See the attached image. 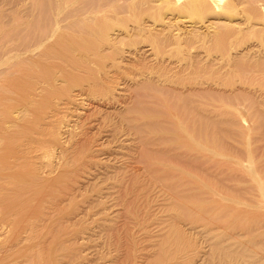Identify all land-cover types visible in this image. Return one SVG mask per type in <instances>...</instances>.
<instances>
[{
	"label": "rangeland",
	"instance_id": "1",
	"mask_svg": "<svg viewBox=\"0 0 264 264\" xmlns=\"http://www.w3.org/2000/svg\"><path fill=\"white\" fill-rule=\"evenodd\" d=\"M130 1H132L130 4H129V1L128 2H126V3H123V2H121V3H119L118 5H116V6H114V7H112L111 9H109V10H107V15L106 16H108L109 17V15L111 16V14H113L112 16V18L110 17V18H107L106 17V19H108V20H110V22H115L116 21V23H110V24H112L111 26H110V28H112L110 31H111V33L113 34V35H116L115 37L111 34V33H109L110 35V37H109V42H107V43H110L111 45H113V46H118V48H109V47H111V45L110 44H108V46L107 47H105V48H103V46H106V43L104 42H102L101 43V41H100V46H102V47H97L96 46V43L94 42L95 40H97V38H98V36H99V40L101 39L100 37H101V34L100 35H98L97 37H96V39H94L93 40V38H95V37H93V36H91V40H93L92 42H91V40H90V37H89V35H85V33L83 34V35H85V39L86 38H88L89 37V39H87V40H89V42L88 41H82V37H83V35H82V33H76L77 35H78V37H77V35H75V33H72V32H70L69 34L70 35H72V36H74V37H72L71 39H73L74 38V40H72V41H70L69 39H70V35H68V39H67V42H65V38H67V36H63V42H65V43H67L66 45H65V47H63V48H65V49H62L61 48V46H62V44H61V46H59L58 47V49H60L59 50V52H58V50L57 51H53L51 54H53V53H55L56 55H58V53L60 54L63 50H64V52H62L61 54H63L64 55V53H66L65 55H64V57H63V60L61 59V61H63V63L62 62H60V63H62L61 65H59V66H61V67H63V69L64 70H62V68L61 67H57L56 69L58 70V71H60V74L58 73V72H56L57 73V78H52L49 82H48V80H45L46 81V83H45V81H43L42 83L43 84H45V87L46 88H50L49 89V92H46V90L44 91V92H42V91H39V95H40V92H42L41 93V95H40V97L39 96H34V98L33 99H36L37 101L36 102H40L39 104H41V102H43V101H45V100H47V101H45V103L43 102L42 104H48V106H49V108H48V106L46 105V106H44L45 108H43V112H40V116L41 117H43V115H45V121H46V119L47 120H49V121H46V123H44V122H41L40 123V121L39 120H44V118H42V119H40L41 117H39V120L37 119L38 117H36V113L37 112H34L33 113V115H31L30 117H32V118H30L29 119V117L28 118H23V119H21L20 121H18V122H20L21 123V127H22V125L24 124V126H25V122H27L26 124L27 125H30V127L28 126H25V127H27V129H28V131L29 130H31L32 129V127H33V130L31 131L32 133H29L28 131H26V130H24L23 131V129H21V127H19L18 126V124L16 125V127H15V125L13 126L14 128H15V130H17V131H15L14 129H13V127H12V130H11V127H10V131H13V132H11V136L13 137L12 139L10 138V139H8V140H6V142H5V147L6 146H8V145H13L11 148L13 149V148H15V149H21V148H23L24 147V145H25V143H26V141L27 142H32V140H34L36 137H38V135H39V137H42V138H44V136H45V134H46V131H48V130H50L51 131V129L53 130V131H51L50 132V134H48L49 133V131H48V133L46 134L47 136L43 139V140H48L49 141V144L50 145H52V143L50 142V141H52L53 139H55V137H54V125L52 126V124H51V122H50V120H51V118H53V117H51L50 118V116L49 115H46V112L48 111L49 112V110H51L50 108H54V109H56L55 107H57V109L58 108H63L62 106H63V101L65 100V99H67L70 95H71V93H75V92H81V88L82 87H86V86H89L88 85V83L87 82H84V81H86V79L87 78H90V79H87V81L89 82V83H91V85H93V84H96L97 85V82H99V85L102 87H104V85L105 84H107V83H105L104 84V77L106 76V75H111V73L113 72V74L114 73H116V72H118L117 73V75L119 74V72H120V70L122 69V68H124V69H122V71L120 72V74H122L121 76H123V77H128L129 79H132V78H140L138 75H140L141 73H140V70L142 71L143 69H145V68H154L156 71H157V74H159V75H162V72H163V74H164V76H165V78L166 77H168L169 75H168V72H167V70H169V68L171 67V65L173 66V65H176V63H177V65H179L178 67H177V65H176V67L174 66V68L176 69L177 68V70L179 69L180 70V68L181 69H183V71H185V72H183L182 70H180V72L182 73L181 75H178L177 74V77H179V79L180 78H185L186 79V82H185V80L184 81H182V79H181V82H185V84L183 85V83H181L182 84V86H184V87H186L188 84H190L191 86H189V87H186V89H194V84H195V86H199V84H200V89L203 87V89H201L202 91H204L203 92V94H206L207 95V93L206 92H208L209 93V96H211V98L210 97H206V95H205V99H206V101H205V103H207V107H208V109H204V112L203 111H201V116H203V120H202V122H203V126L205 125V124H207V122L211 125V126H209V128H207L206 130H204V136H203V139L204 140H202L203 142L205 141V143L203 144L202 143V145H203V150L200 148V156L198 157V158H196V156H194V157H192L193 155H197V154H193L195 151H192V154H191V152L189 151L190 149L192 150V148H190L189 150H185V151H187L186 152V155L187 156H189V158L188 159H186L187 158V156H185L184 158H183V154L185 155V152H183V151H181V153L182 154H180V152L178 153V154H180L179 156L181 157H179V158H176L177 157V154H176V157L174 158H172V155L170 154L171 153V151H169V149H167V150H165L166 148H164V147H162V146H160L161 147V149H164V152L165 153H163V151L162 150H160L159 148H157V150H159L158 152H157V150H156V148L154 147L156 144H157V142L159 141V139L158 138H156V139H154L153 138V140H154V142L153 143H155V141H156V143L154 144V150H156V152L158 153V155L160 154V156H158V158H160V157H162L161 155H166V156H168L170 159H172V160H174V161H176L177 162V165L179 166V169L177 170L178 172H179V175L177 176V178H174V180L172 181V183H170L171 185H181L182 187H184V191L182 192L183 194H185V185H187L188 184V186H187V194H188V196L190 197V196H195V197H197V192H199L200 190V192H201V195L203 196V198L204 199H206V202H209L210 203V201L212 200V197L214 198V197H216V200H218L219 198H221V200L222 199H224L226 202H227V206L228 205H231L232 204V206H228L229 208H236L237 209V207H244L243 209H241V210H243L244 211V213L245 214H247V216L246 217H248V218H250L251 220L250 221H255L254 223H256V222H258L257 220H259V218L261 219V220H263L261 217H263L264 215H261L262 213H261V211L260 210H264V207H262V206H264V188H262V186H260V187H257V185L260 183V185H261V182L263 181L264 182V122H261L260 120H258L257 119V117L256 116H254L253 114H254V112L255 113H257V114H259L261 111H263L264 110V94H263V92H264V86L263 87H261V88H259L260 87V84L258 85V83H260L259 81H257V80H259V78H257V77H255V79H254V76H248V77H246V80L248 81V82H243L244 80H245V77L244 76H242V75H240V74H238L237 72H236V70L234 69L233 70V68H234V66H233V64H232V62H230V64L232 65H228V67H232V68H228L227 67V64L225 63V61L226 62H228V64H229V59H231L233 56H234V54H235V52H236V50H240V49H245V47L246 46H249V45H253V44H256V45H259L260 43H262V44H264V20H262V22H261V18H262V16L260 15L259 16V14H257V13H262V11L261 12H257L256 14H255V12L251 15V13L253 12L251 9H247V7L249 6V5H246V7H245V9H244V5L245 4H247L246 2H244V0L243 1H241V0H236L235 2H236V4H240V5H238V7H240V9L238 8V10H236L237 12H235L234 13V15H232V17H234L236 14H238V12H239V15L238 16H236V17H234V20L235 21H237V23H238V25L240 24V22L242 23V22H246V23H248V22H254V23H249V24H252V25H254L255 24V26H257V28L255 29V31H254V29H248V30H244V29H241V30H239V32L240 31H242V32H237V33H239V34H234V38H233V36H232V34L226 39L227 41L225 42V43H223V44H219V42H217L219 45L217 46L218 48H220L221 46V48H223L224 46H226V47H224L225 49L227 48V47H229V48H227L226 49V51H221V48H220V51L219 50H216L217 49V47H215V46H212V45H215L216 43H213L215 40H213V38H212V36H211V34L212 33H208L207 31H204V32H202V34H203V36L205 37L206 36V34L208 35V36H206L204 39V41L203 42H201V44H200V47L202 46L203 48H199V50H202V53H201V51H200V53H201V58H202V56H204V55H202L203 54V50H204V54L206 53V55L208 56H210L211 58H213L212 56L214 55V57H217L218 56V58L220 57V56H222V53H224L223 54V56L221 57L222 59H223V61H224V63L226 64L225 65V67L222 65L221 67H220V69H222V67H224L223 69H226V70H223V72L224 71H226V72H228V74L229 73H232V74H230L229 76H227L226 78H224L223 79V77H225V75H222L223 77H221V75H219V76H217L216 75V69L214 68V69H212L211 70V72L212 71H214L215 73L213 74V76L212 75H210L212 78H208V76H209V74H212V73H209V72H204L205 74H203L201 71H200V73H199V71H196V69H194V68H191V69H194L195 70V72H194V74H191L190 72H191V69L189 68V70H190V72L187 70V67L186 66H184L185 64L186 65H191L192 64V62L191 63H188L187 64V62H189L190 60L188 59V57L189 56H191L192 57V59H191V61L193 60V58H194V60L196 59V57L197 56H195V55H197V52H196V50H195V48H192V49H190V44H191V37H192V35H190V34H193V32L194 31H189V30H186V29H182V31H184V32H182L181 34H182V36L183 35H185V36H187L188 37V35H190L189 36V38H185L184 36V38L182 39V41H180L181 40V38H178V37H181L180 35L177 37V36H175L176 35V28L174 29V28H172L171 27V25L169 24V26H167L166 24H168V22L166 23V21L168 20V16L170 17V14H168V13H166L165 11H167V7H165V6H162L160 3L158 4H156V6H158V8H154L155 7V5L154 6H151V5H149V4H147L146 3V6H147V8H145V6H143V5H145V4H143V1L142 2H140L139 3V6L142 8H140L139 6L137 7L136 5V3H138L139 1L138 0H135V1H133V0H130ZM230 2V0H224L223 2ZM238 1V2H237ZM133 2H134V4H133ZM144 2H145V0H144ZM226 2H225V4H226ZM243 2V3H242ZM242 3V4H241ZM245 3V4H244ZM136 4V5H135ZM122 5H123V11H122V14L120 13V10L118 11L117 9L120 7V8H122ZM135 5V7L133 8V6ZM151 7L152 8H154V9H152L151 10ZM243 7V8H242ZM126 8H128V10L129 11H127L126 12ZM131 8H133V10H131ZM140 8V9H139ZM163 8H165L164 9V11H163ZM137 9V10H136ZM246 9H247V11H246ZM122 10V9H121ZM154 10V12H152ZM169 10V9H168ZM130 11H133V12H130ZM217 11H218V9H217ZM241 11V12H240ZM245 11V12H244ZM156 12V13H155ZM211 12H214V11H211ZM210 12V13H211ZM221 12V10L220 11H218V14ZM146 13V14H145ZM151 13V14H150ZM187 13H190V14H188L187 15ZM186 14H182L180 17H178L179 19H178V22H180L181 23V20L182 19H180V18H183V17H185L184 15H186L187 17H186V19H185V21L187 20V21H190V20H197V19H199V15H202V14H200V13H198V12H194V11H192V12H187ZM247 13V16L245 15V14ZM116 14H118L117 16H118V18H117V16H116ZM121 16H120V15ZM156 14V15H155ZM263 14V13H262ZM123 15H126L127 16V18H126V16H123ZM142 15V16H141ZM165 16L164 18H162L163 16ZM250 15L252 16V17H250ZM150 16V17H149ZM256 16V17H255ZM258 16H259V18H258ZM116 17V18H115ZM120 17V18H119ZM240 17V18H239ZM113 18H115V20L113 19ZM250 18V19H249ZM253 20H252V19ZM257 18V19H256ZM113 19V21H111ZM121 19H122V21H121ZM125 19H127V20H125ZM167 19V20H166ZM190 19V20H189ZM256 19V20H255ZM130 20H133V21H130ZM163 20V21H162ZM165 20V21H164ZM241 20V21H240ZM117 21H119V23H117ZM127 21V22H126ZM184 21V20H183ZM258 21V22H257ZM108 21H106L105 22V24L107 23ZM120 22H121V24H120ZM136 22H138L137 24H135ZM155 22V23H154ZM163 22H165V24L163 23ZM133 23V24H132ZM146 23L148 24V25H146ZM150 23V24H149ZM154 23V24H153ZM132 24V25H131ZM135 24V25H134ZM153 24V25H152ZM164 24V25H163ZM258 24V25H257ZM262 24V25H261ZM139 25H140V27L141 28H138L139 29V32L136 30L135 31V29H137V27H139ZM144 25H146V26H144ZM150 25V26H149ZM163 25V26H162ZM129 26V27H128ZM132 26H134V27H132ZM143 26V27H142ZM149 26V27H148ZM123 27L124 28H126V27H128V30L130 29V28H132V29H130V31H128L127 29H123ZM145 27L146 28H148L149 29V32L147 33V31H148V29H145ZM152 27V28H151ZM144 28V29H143ZM164 28V29H163ZM124 30V31H122V30ZM153 29V30H152ZM109 29H107L106 31H108ZM131 30H133V32L131 31ZM140 30H141V32H140ZM144 30V31H143ZM163 30H164V32H163ZM168 30H170V31H168ZM173 30V31H172ZM109 31V32H110ZM152 31V32H151ZM166 31V32H165ZM236 31V30H235ZM246 31H248V33L246 32ZM252 32V34H249V32ZM121 32V33H120ZM138 32V33H137ZM158 32V33H157ZM164 35L165 33V37H163V35L162 36H160L161 35V33ZM175 32V33H174ZM234 32V31H233ZM232 32V33H233ZM250 32V33H251ZM254 32V33H253ZM142 33H144V34H142ZM156 33H157V35H156ZM172 33H173V35H174V37L172 36ZM236 33V32H235ZM262 35H261V34ZM120 34H122V35H120ZM124 34V35H123ZM127 34V35H126ZM128 34H129V36H128ZM147 34V35H146ZM149 34V35H148ZM169 36H168V35ZM210 34V35H209ZM82 35V36H81ZM90 35H92V34H90ZM93 35H95V33H93ZM131 35V36H130ZM156 35V36H155ZM160 37H159V36ZM171 35V36H170ZM178 35V34H177ZM260 35V36H259ZM125 36V37H124ZM144 36V37H143ZM167 36H168V38H169V40L168 39H166L167 38ZM232 36V37H231ZM147 39H146V38ZM155 37V38H154ZM160 39H159V38ZM161 37H162V40H161ZM170 37H172V38H170ZM238 37V38H237ZM244 37L247 39H244ZM77 38H79V40L77 39ZM103 38V37H102ZM106 38H108V37H106ZM112 38V39H111ZM114 38L115 39H117V40H114ZM153 38V40L154 41H151V39ZM176 38H178V40H175ZM208 38H211L212 40H213V42H211L210 40H208V42H207V39ZM103 39H105V38H103ZM161 40V41H159V40ZM170 39H172V41L170 42ZM228 39H229V42H228ZM231 39V40H230ZM250 39V40H249ZM252 39V40H251ZM258 39H259V42H258ZM262 39V40H261ZM59 40H61L60 38H59ZM77 40V42H79V44H78V46L76 45L77 43L76 42H74V41H76ZM112 40H114V41H112ZM119 40V42H117ZM176 42H175V41ZM98 41V40H97ZM105 41H108L107 39L105 40ZM162 41H163V43H162ZM237 41V42H236ZM62 42V41H61ZM85 42V44H87L86 46H83V43ZM114 42V43H113ZM154 42V43H153ZM182 42V43H181ZM184 42H186V43H184ZM236 42V43H235ZM254 42H256V43H254ZM258 42V43H257ZM64 43V44H65ZM88 43H89V45H88ZM94 43V44H93ZM97 43V44H98ZM113 43V44H112ZM117 45H116V44ZM118 43H120V44H118ZM144 43V44H143ZM151 43V44H150ZM177 45L176 47H175V49H176V52L174 51V49H172V48H174V47H172V46H175V44ZM210 43H213V44H211L210 45ZM235 43V44H234ZM242 45H241V44ZM249 43V44H248ZM57 44H59V43H57ZM57 44H56V46H57ZM63 44V45H64ZM104 44V45H103ZM122 44V45H121ZM154 44H155V47L157 48H155L154 47ZM165 44V45H164ZM186 44V46L188 47V49H190V51H191V53H188V52H190V51H188V49H186V48H184L185 45ZM227 44V45H226ZM235 45L236 46V44H238L237 45V47H235V50H232L233 49V45ZM244 44V45H243ZM95 45V46H94ZM119 45H121V47H119ZM153 45V46H152ZM189 45V46H188ZM77 46V47H76ZM81 48H80V47ZM93 46V47H92ZM166 46V47H165ZM182 46H183V48H182ZM232 46V47H231ZM239 46H241V48H239ZM143 47V48H142ZM162 47L164 48V50L162 49ZM170 47H172V48H170ZM80 48V49H79ZM92 48H94V49H92ZM96 48H97V52L99 51V52H101L102 50H101V48L102 49H106V52L104 53V54H106V55H103V56H105V57H103L104 59H99L100 58V55L103 53V51H102V53L100 54H98L97 52H95L96 51ZM109 50H108V49ZM140 48H142V49H144V50H142V49H140ZM146 48H150V54H149V52H146L145 50H146ZM153 48V49H152ZM207 48H209V49H207ZM215 48V49H214ZM237 48V49H236ZM139 49H140V51L142 50L143 51V53H142V51L139 53ZM152 49V50H151ZM171 49L173 50V51H171ZM183 49H185V50H183ZM213 49H214V54H213ZM229 49V50H228ZM62 50V51H61ZM87 50V51H86ZM91 50H93L92 51V53L94 52V53H97L98 55H99V58L97 57L96 58V56H98L97 54H94L93 53V55H92V53H91ZM217 52H216V51ZM108 51H110V52H108ZM137 51V53L139 54V56H138V54L137 53H135L134 54V52H136ZM163 51V52H162ZM188 51V52H187ZM212 53L211 55L208 53ZM229 52V54L227 53L226 54V52ZM50 52V51H49ZM58 52V53H57ZM145 52L147 53L146 55H145ZM161 53V55H160V53ZM187 52V53H186ZM220 53L221 55H219V54H216V53ZM230 52H232L231 54H230ZM44 53V52H43ZM71 53H73V54H71ZM83 53V54H82ZM109 53V54H108ZM165 53V54H164ZM175 53V54H174ZM53 55V57L54 56H56V55ZM78 55V54H80V55H78L77 57L78 58H81V57H83L84 59L82 60V58L81 59H78L77 58V60H74V59H76V56H73V55ZM116 54V55H115ZM122 54V55H121ZM123 54L125 55V56H123ZM132 54V55H131ZM156 54V55H155ZM62 55V56H63ZM127 55V56H126ZM148 55V56H147ZM159 55L160 56H162V57H160V58H158L159 57ZM172 55V56H171ZM187 55H189V56H187ZM224 55H231V58H230V56H227V58L224 56ZM46 56L47 55H45L44 57L46 58ZM59 56V55H58ZM79 56H81V57H79ZM94 56H95V58H94ZM144 56H146L145 57V59L143 60V58H144ZM152 56V57H151ZM157 56V57H156ZM178 56V57H177ZM185 56H187V57H185ZM51 57H52V55H51ZM52 57V58H53ZM57 57V56H56ZM55 57V58H56ZM115 57V58H114ZM123 57H124V59H126L125 61L123 60ZM126 57V58H125ZM132 57V58H131ZM44 58V59H45ZM48 58V57H47ZM46 58V59H47ZM54 58V59H55ZM59 58V57H58ZM57 58V59H58ZM62 58V57H61ZM85 58H86V61H88V62H90V63H88V62H86L85 61ZM117 58V59H116ZM128 58V59H127ZM190 58V57H189ZM228 59V60H226V59ZM116 61H115V60ZM147 59V60H146ZM152 59V60H151ZM160 59V60H159ZM183 59H184V61H183ZM189 61H188V60ZM49 60H51L52 62H53V65L56 63V62H54V60L53 59H50V56H49V59H47V61H45L46 63H48L47 65H46V63L44 64V62H42V65H41V67L40 68H42V69H44V65H45V71H48V73L51 75V74H53L54 72H51V70H52V62L51 61H49ZM130 60V61H129ZM147 61V62H144V61ZM156 60V61H155ZM161 60H163V61H161ZM80 61V62H79ZM107 61V62H106ZM143 63H142V62ZM151 61V62H150ZM175 61V62H174ZM203 61H204V59H203ZM51 62V66H48L49 65V63ZM67 62H68V64H67ZM75 62V64H73ZM82 62H83V64L84 65H88V67L87 68H89V69H85L86 67L84 66V65H81V67H83V69L80 71H78V68L80 67V64H82ZM84 62H86V63H88V64H85ZM168 62H171L172 64H170L169 66L170 67H168V65L167 64H169ZM174 62V63H173ZM221 62H222V60H221ZM97 63V64H96ZM99 63L101 64V65H99ZM105 63H106V65H105ZM112 63V64H111ZM125 63V64H124ZM131 63H133L132 65H131ZM135 63V64H134ZM163 63V64H162ZM183 64V65H180V64ZM205 64H208L207 62H204ZM44 64V65H43ZM69 65V66H67V65ZM90 64V65H89ZM104 64V65H103ZM120 64V65H119ZM139 64H141V65H139ZM149 64H151V65H149ZM162 64V65H161ZM68 67L67 69H66V66ZM77 67H76V66ZM109 67H108V66ZM118 65L120 66V68L118 67ZM122 65H123V67H122ZM128 65V66H127ZM136 67H135V66ZM147 65V66H146ZM165 65H167V67L165 66ZM43 66V67H42ZM49 67V70L47 69L48 67ZM56 66V65H55ZM74 66V67H73ZM105 67L106 68V71L107 70H113V71H109L108 73L109 74H107L106 73V75L103 77V73L102 72H104L105 71V68L103 69L102 67ZM113 66V67H112ZM126 66V67H125ZM141 66H143V67H141ZM163 66H165V67H163V71L162 70H160L161 68ZM50 67H51V69H50ZM138 67H140L139 69H138ZM161 67V68H160ZM186 67V68H185ZM95 68V69H94ZM103 70H102V69ZM112 68V69H111ZM117 68H118V70H117ZM164 68H166L167 70H165L167 73H164ZM55 69V70H56ZM76 69V70H75ZM81 69V68H80ZM85 69V70H84ZM91 69H93V70H91ZM101 70V71H99L98 72V70ZM220 69H219V71H220ZM135 70H136V72H135ZM138 70V71H137ZM204 70H206V69H204ZM218 70V69H217ZM12 73L11 74H13V75H15V74H17V71L16 70H13L12 69ZM16 71V72H15ZM67 71V73H68V77L65 75V72ZM72 71V72H71ZM74 71V72H73ZM95 71V72H94ZM105 71V72H106ZM116 71V72H115ZM170 71V70H169ZM171 71H174V69H172ZM170 71V72H171ZM210 71V70H209ZM219 71H217V73L219 72ZM229 71H231V72H229ZM38 70H36V72H31V76H26V78L28 79H26L27 81H24V82H22L21 80H18V81H21L20 83H21V86H22V84H27L28 82H31V81H29L30 79L31 80H34V82L33 83H37L36 84V88L38 87V89H41V87L43 86L44 87V85L43 84H41L40 82H41V80H43V79H41V80H39L40 78H38L37 76H36V74H38ZM64 72V73H63ZM124 72H126L124 75H123V73ZM140 73V74H138V73ZM159 72V73H158ZM179 73L180 74V72L178 71H174V72H172L173 73V75L171 76H169V77H172V78H175L176 77V75H174V73ZM189 73V74H191V77H192V75H193V77H194V75H197L196 74V72H198V74H200L201 76H200V80H202V82H200L199 84H196L197 82H199V80L197 79L195 82H193L192 81V79H191V77L189 76V74H187V73ZM15 73V74H14ZM71 73H72V75H71ZM132 73V74H131ZM137 73V74H136ZM192 73H193V70H192ZM209 73V74H208ZM222 72H219L218 74H221ZM234 73V74H233ZM59 74V75H58ZM62 74H64V76H62ZM94 75V76H92V75ZM105 74V73H104ZM112 74V75H113ZM120 74H119V76H120ZM129 74V75H128ZM166 74V75H165ZM170 74V73H169ZM184 74V76L183 77H180V76H182ZM185 74H187L186 76H189L190 78L188 79V77H186L185 76ZM208 74V75H207ZM226 75H228L227 73H225ZM114 75H116V74H114ZM113 75V76H114ZM135 75H137V77H134ZM168 75V76H167ZM216 75V76H215ZM231 75H234V76H236L238 79H235L236 77H234V76H231ZM53 76V75H52ZM75 76H77V78H78V82H77V79H75L76 77ZM81 76H83V77H85V78H83V81L82 80H80L79 78L81 77ZM98 76V78H96ZM120 76V77H121ZM133 76V77H132ZM198 76V75H197ZM196 76V77H197ZM204 76H206V78L204 77ZM215 76V77H214ZM19 77V75H15L14 76V78H18ZM32 77V78H31ZM54 77V76H53ZM66 77V78H65ZM110 76H108V77H106L107 79L109 78ZM132 77V78H131ZM176 77V78H177ZM196 77H194V78H196ZM59 78H61V79H59ZM63 78V79H62ZM75 81V82H77V84H79V85H73V84H71V82H73L72 81V79ZM82 78V77H81ZM94 78H96L95 80H94ZM101 78V79H100ZM111 78V77H110ZM162 78H163V75H162ZM176 78L175 79H173L172 81L173 82H176V83H170L169 81H168V84H169V86H168V84L166 85L167 87H169L170 89L169 90H171L172 92H174L175 90H176V88H174V87H176L177 86V89H179V90H181V91H186L185 89L184 90H182L184 87H182V89H180L181 87H179V85H177V82L178 83H180L178 80L177 81H175L176 80ZM205 78V79H204ZM228 78V79H227ZM232 78H234V80H231ZM241 78H243L242 80H241ZM249 80H248V79ZM55 79H57L56 80V82H55ZM101 81L102 79H103V81H99V80ZM107 79H105V82H107L106 80ZM164 79V78H163ZM203 79H204V81H203ZM206 79H209L208 81H206ZM214 79V80H213ZM257 79V80H256ZM25 80V79H24ZM38 80V81H37ZM98 80V81H97ZM128 80V79H127ZM241 81V83H240V81ZM245 80V81H246ZM40 81V82H39ZM54 81V82H53ZM59 81L61 82L60 84H59ZM97 81V82H96ZM116 81V87H115V85H113L114 87H111L112 86V84L109 86V84H107L106 86H105V88H99L98 89V91L95 93V95H96V99L95 98H93L92 99V95H91V92L90 91H84L83 92V94L82 95H84V97H83V99H81V98H79V99H77L78 101H76V103L77 104H81L79 107L81 108H79V109H77L76 111L77 112H74L73 113V117L70 115V113L65 109V108H63V109H60V111L62 110H64V112H62L63 114H62V117L63 118H65V119H67L68 117L69 118H75V120H72V125H71V128L69 129V131H68V134L70 133V143L68 144V145H70L69 147H70V149L71 148H73V149H67V151H66V153L67 152H72V153H69L70 154V157H68L67 158V155H63V153H62V155H61V160H60V162L59 163H57V161L55 162V160L52 162L51 160H49L48 159V162L47 161H45L44 159H42V160H40V157H37V159H35V162L36 163H34L33 161H31V160H29L28 162H27V164H28V166H23V167H25L26 169H28V171L29 172H31V170H32V172L31 173H29L28 171V173H29V175H27V177L26 178H28V179H26V181L28 182V184H27V186H29V189H28V191H30L29 193H31V191H32V193H33V191L35 192V191H37V192H35V194H37V196L36 195H34V194H32V195H30V196H33L34 197V201L33 200H31V201H29V203H30V205L29 204H27L28 203V200H26V199H24V198H22L23 200H24V202L28 205H25L24 207H22V209L24 210L25 208V210L23 211L22 209L20 210V208L21 207H19L18 205H19V202H20V200H18L17 198H20V197H22V195H28V193H26L25 194V192H22V193H20L19 195H16V193H15V184H14V178H13V181L11 180L10 181V183H8V181L6 180V179H10L9 178V176H10V174H11V172L12 171H10V169L11 170H18V167L17 166H20V164H22V162H20L19 163V161L17 162V160H13V159H11V158H9V159H4V160H0V174L1 175H4V174H6L7 175V177L4 175V177L6 178V179H3V176H1L0 175V181H2V183H0V185H2L3 183H4V185H7V186H9L10 184H12V185H10L9 186V188L8 187H4L3 185L2 186H0V205H2L1 207H0V209L2 210L1 212H3L4 211V213H5V215H3V213L1 214V212H0V221H2V222H0V225H2V224H5L7 227H8V229L7 228H5V226H4V230L3 231H5L6 229L9 231L8 233H7V230H6V233L7 234H5V236L3 235L4 233H2L0 236H2V237H0V246H4L5 248L7 247V248H9L8 249V254H9V256H5L7 259H9L6 263L7 264H11V262L13 261V263L12 264H24L25 263V257H24V255L26 254V253H28V251H30L31 250V248L33 249V251L34 252H38V250H40L41 252H42V250H43V254H42V256L43 257H45V258H43L42 256H40L39 258H37V261H39V264H146V263H148V261H149V259L151 258V256H153L154 255V253L156 252V250H155V248L153 247V245H154V243H153V241L152 240H150V238H149V241H148V238L146 237L147 236V234L146 233H152V231L154 230H156L155 232H157L158 231V229H162L161 227L164 225V223L162 222V220H166L167 219V217L169 216L170 217V215L171 214H176L177 215V210L175 209V210H173V208H172V210L173 211H167V209L165 208V203L166 202H168L169 203V201H167L166 199H167V196L165 197V187L163 188V186H165V185H167V183H164L163 181L161 182V178H158V180L160 181V183L158 184V183H156V181L157 180H155L154 178H152V176L148 173V170H147V166L144 164V163H142L143 162V159L145 158V157H143L144 156V151H145V146L143 145V143L142 142H140L141 140L139 139V136L138 135H136L134 132V130H133V128H131V126L130 125H128L127 124V121L125 122L124 121V118L125 119H127V118H129V120H130V118H133L132 116H131V114L130 113H133V111H132V108H129V109H127L130 105H132V104H130L131 102V100H136V99H139L141 96H139L138 95V93H136L135 91V89L136 88H133L132 86H130V87H127V85L126 86H124L123 85V79L121 78L120 80H115ZM120 81V82H119ZM121 81L123 82V83H121ZM131 81V80H130ZM129 81V82H130ZM187 81H192V84L191 83H188ZM218 81V82H217ZM229 83H228V82ZM233 81V82H232ZM257 81V82H256ZM2 82V81H1ZM1 82H0V85H1ZM25 82H27V83H25ZM51 83V82H53V84L55 85H51V84H49L48 85V83ZM58 82V83H57ZM102 82H103V84H102ZM117 82H119V84L117 83ZM208 82V83H207ZM232 82V83H231ZM235 82V83H234ZM253 82H254V85H253ZM261 82H264V80H262L261 79ZM3 83H6V82H2V85H4ZM56 83V84H55ZM188 83V84H187ZM201 83H203L202 85H201ZM207 83V84H206ZM247 83H248V85H247ZM255 83L257 84V86H255ZM15 84V83H14ZM29 84V83H28ZM31 84V83H30ZM40 84H41V86H40ZM114 84V83H113ZM173 84H176V85H174V87H173ZM1 85V86H2ZM35 84H33V86H34ZM48 85V86H47ZM58 85V86H57ZM69 85V86H68ZM70 85H72V86H70ZM99 85H97V86H99ZM119 85V86H118ZM244 86V88H243V86ZM263 85H264V83H263ZM32 85H31V87H33ZM40 86V87H39ZM63 86V88H61ZM107 86H109V87H107ZM202 86V87H201ZM241 86V87H240ZM256 87L257 88V92H256V89L255 90H253V87ZM261 86H262V84H261ZM26 87H27V85H26ZM35 87V86H34ZM33 87V88H34ZM58 87V88H57ZM111 87V88H110ZM175 89L174 91H173V88ZM252 87V88H251ZM25 87H22V88H19L18 90H21V91H23V90H26V92L25 91H23V93L24 94H27V96H29V91H28V89H24ZM27 88H29V87H27ZM51 88L52 89H55V88H57V89H55V90H51ZM70 88V89H69ZM110 88V89H109ZM119 88V89H118ZM122 88V89H121ZM133 88V89H132ZM213 88V89H212ZM231 88V89H230ZM241 88H243V89H241ZM246 88V89H245ZM23 89V90H22ZM30 89V88H29ZM42 89H44V88H42ZM64 89V90H63ZM67 89V90H66ZM74 89V90H73ZM76 89V90H75ZM106 89H108V91L106 90ZM114 89V90H113ZM126 89H128V91H131L130 92V94L131 95H128V93L126 92ZM188 89V90H189ZM195 89H199V87H196ZM205 89V90H204ZM207 89H210L211 91H215L214 92V94L212 95L211 93V91L209 90H207ZM245 89V90H244ZM251 89H252V91H254V92H252L251 91ZM52 91V93H51V91ZM71 90V91H70ZM133 90H135V91H133ZM207 90V91H206ZM263 90V91H262ZM38 91V90H37ZM112 91H115V92H112ZM119 91V92H118ZM123 91V92H122ZM200 91V90H199ZM18 92V95H24L23 93H21V92H19V91H17ZM31 92V91H30ZM86 92H87V94H86ZM88 92H90V93H88ZM176 92V91H175ZM217 92V93H216ZM222 92H224V94L222 95L221 93ZM233 92V93H232ZM237 92V93H236ZM241 92V93H240ZM251 92H252V94H251ZM20 93V94H19ZM82 93V92H81ZM101 93V94H100ZM123 93V94H122ZM128 95L127 97H125V95L126 94ZM202 93V92H201ZM220 93V94H219ZM248 93H250L249 94V96L247 95ZM43 94V95H42ZM99 94V95H98ZM106 94V96H104ZM108 94H110V95H108ZM134 94V95H133ZM217 94H219V95H217ZM240 94V95H239ZM257 94H261V95H257ZM20 95V96H21ZM44 95H46L44 98L42 97V96H44ZM54 95H56L55 97H54ZM88 97H87V96ZM116 95H117V97H116ZM122 95V96H121ZM215 95H217V97L219 98V100L217 99V98H215V100H213V103L212 102H209V99L211 100V99H214L213 97H215ZM244 95H245V97H244ZM257 95V96H259V97H255V96ZM11 96V95H10ZM10 96L8 97V100H10L11 98H10ZM26 95H24V97H27ZM67 96V97H66ZM98 96V97H97ZM111 96H112V99H111ZM123 96H124V98H126L127 99V103H129V104H127L126 102L124 103V101L126 100V99H124L123 98ZM229 96V97H228ZM235 98H234V97ZM238 96V97H237ZM247 96V97H246ZM6 97V96H5ZM5 97H4V99H5ZM12 98L14 97L13 95L11 96ZM35 97H37V98H35ZM46 97H47V99H46ZM107 97L109 98L108 100H107ZM114 97V98H113ZM120 99H119V98ZM145 97H146V95H145ZM237 97V98H236ZM254 97H255V99H254ZM262 97V98H261ZM0 98H1V96H0ZM3 98V97H2ZM7 98V97H6ZM10 98V99H9ZM65 98V99H64ZM98 98H104V100H98ZM131 98H133V99H131ZM149 97H146L145 99L148 101L149 99V101H151L153 98H149ZM226 98V99H225ZM14 99V98H13ZM12 99V100H13ZM20 99H21V97H20ZM41 100V99H43L42 101H39V100ZM59 99H61L60 101H59ZM82 101H81V100ZM90 99V100H89ZM113 99H116L115 101L117 102H114L113 101ZM123 99V100H122ZM203 99H204V96H203ZM202 99V100H203ZM236 100V99H238V100H236V102L234 101L233 103H237V106H235V105H233V106H231L233 103H232V101L233 100ZM251 99V102L253 101V102H255V100H256V103H254V105H253V103H251L252 104V106H255V105H257L256 107H255V109L254 110H250V105L248 104V103H250L249 102V100ZM0 100H2V101H0L1 103H0V105H1V111H0V115H1V117L3 118L4 116H3V114H6L7 116H8V114H7V109L6 110H4L5 109V107L7 108V105L6 104H8L9 102L5 99V100H3V99H0ZM56 102H55V101ZM80 100V101H79ZM122 100V101H121ZM130 100V101H129ZM161 99H159V102H161L160 101ZM201 100V104H202V102L204 103V101H202ZM230 100H232V101H230ZM257 100H259L258 102L259 103H257ZM262 100V101H261ZM4 101L6 102H8V103H4ZM18 101V100H17ZM105 101H107L108 103H106L105 104ZM137 101V100H136ZM136 101H132L133 103L134 102H136ZM154 101H157V99H155L154 98V100L153 101H151V102H154ZM212 101V100H211ZM217 101V102H216ZM221 101H223L224 102V104H222L221 103ZM242 101H244L243 103H244V105L242 104ZM246 101H248V102H246ZM11 102V101H10ZM74 103H75V101H73ZM80 102V103H79ZM101 104H100V103ZM227 102V103H226ZM4 103V104H3ZM73 103V104H74ZM103 103V104H102ZM109 103H111V104H109ZM204 103V104H205ZM209 103V104H208ZM221 103V104H220ZM229 103H231V105L229 104ZM248 105H247V104ZM99 104V105H98ZM123 104H125V105H123ZM210 104H212V105H210ZM219 105L220 107H218L217 105ZM227 104H228V106H227ZM260 104H263V105H261V107L260 108H262V109H258V107L260 106ZM83 105H84V108H83ZM106 105V106H105ZM111 105V106H110ZM206 105V104H205ZM204 105V106H205ZM222 105H224V107H222V109L223 110H225V113L224 114H227L226 112H229L227 115H225L224 116V114H222L221 112H223L222 110H221V106ZM226 105V106H225ZM54 106V107H53ZM75 106V105H74ZM113 106V107H112ZM229 106H231V107H229ZM247 106V107H246ZM263 106V107H262ZM97 107V108H96ZM121 108V109H118V108ZM207 107H204V108H207ZM210 107V108H209ZM217 107V108H216ZM227 107V108H226ZM229 107V108H228ZM235 107H237V109L235 108ZM246 107V108H245ZM4 108V109H3ZM22 109L23 107H19V108H17V109ZM96 108V109H95ZM115 108V109H114ZM124 108V109H123ZM203 108V107H202ZM231 108H233V110H235V112L237 111V115H236V113H233L232 111V109ZM247 108L249 109V110H247ZM253 108V107H252ZM24 109V108H23ZM120 110V112L122 111V113H123V119H120L121 118V116L118 114V112H117V110ZM210 109V110H209ZM228 109H230V110H228ZM97 111V112H95V111ZM100 110H101V112H100ZM218 110V111H217ZM242 110V111H241ZM259 110V111H258ZM6 111V112H5ZM45 111V112H44ZM125 111V112H124ZM126 111H128V112H126ZM206 111V112H205ZM207 111H209V112H207ZM215 111H217L216 113H215ZM3 112V114H1ZM12 114L14 113V114H17V112H16V110L15 109H13L12 111ZM248 112H252V115L251 114H249V115H251L250 117H249V115H248ZM93 113H94V115H93ZM101 113H104L106 116H105V118H104V114L102 115ZM126 113H128L127 115H126ZM220 113V114H219ZM43 114V115H42ZM65 114H67V115H65ZM101 114V115H100ZM115 114V116H114V118H113V115ZM202 114H204V115H202ZM206 114H209L208 116L206 115ZM232 114H233V116H234V118H235V120H234V122L232 121L234 118H232L233 116H232ZM244 115V117H243V115ZM247 114V115H246ZM90 115H91V117H90ZM97 115V116H96ZM119 115V116H118ZM124 115L127 117H124ZM217 115V116H216ZM223 115V116H222ZM58 119L60 120H62L63 118L61 117V115H59V113H58ZM99 116V117H98ZM207 116V118L209 117V119H208V121H206V119H205V117ZM236 116H237V118H236ZM242 116V117H241ZM248 116V117H247ZM252 116L254 117L253 118V121L255 122V120H256V124H253L252 125V123H254V122H251L252 121ZM9 117V116H8ZM49 117V118H48ZM61 117V118H60ZM93 117V118H92ZM110 117H112L111 119L112 120H110ZM223 117V118H222ZM2 118L0 119V121H2ZM10 118V117H9ZM56 118V117H55ZM104 118V119H103ZM116 118V119H115ZM231 118V119H230ZM241 118H242V120L244 121V123L246 124V125H244V127H241V128H243V129H240L239 127V129L241 130V132H242V130H243V132H242V135H243V137H238V131H239V134H240V130H238V131H236V130H234V129H236L237 127H235V126H233L234 125V123L236 124V125H238L239 126V122L241 121ZM244 118V119H243ZM246 118V119H245ZM249 118H250V121H248L249 120ZM98 119V120H97ZM100 119V120H99ZM119 119V120H118ZM26 120V121H25ZM57 121L58 123L57 124H59V122L60 121ZM106 121V123L104 122V121ZM109 120V122H113V123H109V122H107ZM116 120V121H115ZM118 120V121H117ZM121 120V121H120ZM128 120V119H127ZM220 120V121H219ZM238 120V121H237ZM258 120V121H257ZM35 121H37V122H39V124H37V123H35ZM52 122H53V124H55V122L53 121V119L51 120ZM76 121H77V123H76ZM122 121H123V123H122ZM205 121H206V123H205ZM227 122V124H225V122ZM216 122H218V127H220V129H219V131L218 132H216V134L215 133H213V131H211V130H213V129H215V124H216ZM248 122V123H247ZM260 122H261V124H260ZM7 123V122H6ZM12 123V122H11ZM19 123V124H20ZM76 123V124H75ZM119 123H122V124H120L119 125ZM124 123H126V124H124ZM238 123V124H237ZM46 124V125H45ZM75 124V127L73 126ZM108 124H110V125H108ZM117 124V125H116ZM222 124V126L224 127H227L228 128V126H230V127H232L233 128V130H234V132L231 134V129L230 128H228V130H226V132H227V134H225L226 132H225V127L223 128L222 126H219V125H221ZM223 124H225V125H223ZM123 125V126H122ZM214 125V126H213ZM232 125V126H231ZM41 126V129L39 128ZM112 126V127H111ZM122 126V127H121ZM130 126V127H129ZM250 126H252V127H250ZM255 126H257V127H255ZM259 126V127H258ZM42 127H45V128H42ZM47 127H49V128H47ZM72 127H74V129L72 128ZM81 127V128H80ZM104 127H106L105 129H104ZM116 128L117 127V129H113V128ZM20 128V129H19ZM35 128V129H34ZM129 128V129H128ZM237 128V129H238ZM255 128V129H254ZM259 128V129H258ZM260 128H263V129H260ZM19 129V130H18ZM128 129V130H127ZM251 129H253V130H251ZM22 130V131H21ZM37 130H40L43 134H44V136L43 135H41V134H39L40 133V131H37ZM71 130H73V132L71 131ZM117 130V131H116ZM132 130V131H131ZM248 130H249V132H248ZM257 130V131H256ZM104 131H105V133H104ZM121 131V132H120ZM15 132V133H14ZM83 132H84V134H83ZM120 132V133H119ZM126 132V133H125ZM208 132V133H207ZM36 133H38V134H36ZM104 133V134H103ZM117 133V134H116ZM234 133H237L236 135L234 134ZM13 134V135H12ZM82 134V135H81ZM214 134V135H213ZM223 134V135H222ZM36 135V136H35ZM41 135V136H40ZM72 135V136H71ZM81 135V136H80ZM115 137H114V136ZM124 135L126 136V137H124ZM218 135V136H217ZM223 137H222V136ZM230 135V136H229ZM232 136V137H231ZM235 136V137H234ZM240 136H241V134H240ZM249 136L251 137V138H249ZM38 137V138H39ZM52 137H54V138H52ZM137 137H138V139L139 140H136L137 139ZM206 137V138H205ZM213 137V138H212ZM221 137V138H220ZM234 137V138H233ZM27 138V139H26ZM42 138L40 139V140H38L37 138V140L38 141H40V142H42ZM75 138V139H74ZM84 138V139H83ZM217 138V139H216ZM225 139V140H223V139ZM233 138V139H232ZM236 138V139H235ZM29 139H30V141H29ZM82 139H83V141H82ZM209 139V140H208ZM11 140H12V143H11ZM87 140V141H86ZM127 140V141H126ZM243 140L245 141V142H243ZM251 140V141H250ZM48 141L47 142H45V143H47L48 144ZM54 141V140H53ZM52 141V142H53ZM76 141V143H74ZM85 141V142H84ZM89 141V142H88ZM103 141V142H102ZM220 141V142H219ZM34 142V141H33ZM44 142V141H43ZM72 142V143H71ZM83 142V143H82ZM88 142V143H87ZM219 142V143H218ZM34 143H36V142H34ZM89 143H91V144H89ZM102 144L101 146H103L104 147V151H105V153H104V151L103 152H98V154H97V152L96 151H99V150H96L95 152H93V147L95 148L96 146H97V144ZM141 143V144H140ZM221 143V144H220ZM232 143H234V144H232ZM20 144V145H19ZM81 144H84V145H81ZM86 144V145H85ZM87 144H88V146L89 145H91V146H89V148H88V146H87ZM34 145V144H33ZM139 145H140V148H139ZM153 145V144H152ZM201 145V146H202ZM213 145V146H212ZM81 146V147H80ZM135 146H137V147H135ZM157 146V145H156ZM212 146V147H211ZM222 146V147H221ZM34 147V146H33ZM35 147H36V145H35ZM86 147V148H85ZM153 147H150V148H152L153 149ZM157 147H159V145L157 146ZM61 148L62 147H60V149L59 150H61ZM130 148V149H129ZM194 148V147H193ZM215 148V149H214ZM79 149H81V152H77ZM87 149V150H86ZM140 149H142L141 151H140ZM73 150H74V152H73ZM84 152H83V151ZM92 151V152H91ZM162 151V152H161ZM61 152H63V151H61ZM139 152V153H138ZM141 152V153H140ZM168 152V153H167ZM174 152V151H173ZM75 153H77V155H76V157H75V155L73 156V154H75ZM84 153V154H83ZM93 153H96L101 159L99 160V158L98 157H96L97 155L96 154H94V156H93ZM100 153H102V156H100ZM104 153V154H103ZM107 153V154H106ZM142 153H143V155H142ZM163 153V154H162ZM187 153H189V154H187ZM35 154V153H34ZM92 154V155H91ZM111 154V155H110ZM202 154L204 155V158H205V160H202V158H201V161H199V159H200V157L202 156ZM72 155V156H71ZM104 155H106V158H105V156ZM109 155V156H108ZM192 155V156H191ZM81 156V157H80ZM87 156V157H86ZM111 156V158H109ZM123 156V157H122ZM125 156V157H124ZM128 156V157H127ZM174 156H175V154H174ZM190 156H191V158H190ZM66 157V158H65ZM75 157V158H74ZM104 157V158H103ZM59 158V157H58ZM73 158L75 159V160H73ZM108 158V159H107ZM114 158V159H113ZM193 158H195V159H193ZM203 158V159H204ZM63 159H65L64 161H63ZM69 159H72V161L71 160H69ZM103 159V160H102ZM142 159V160H141ZM183 159V160H182ZM39 162H38V161ZM92 160V161H91ZM97 160V161H96ZM188 160V161H187ZM190 160H192V162L194 161V162H196L195 164H193V165H191V162H189ZM196 160H198V161H196ZM2 161H3V163L4 164H6L10 169L9 170H6L8 167L6 166V165H4V167L6 166V168H4L3 166H2ZM45 161V162H44ZM51 161V162H50ZM66 161V162H65ZM74 161V162H73ZM81 161V162H80ZM99 161V162H98ZM142 161V162H141ZM182 161H183V166H181V164H182ZM202 161H204V162H202ZM12 162V163H11ZM32 162V163H31ZM68 162H69V164H68ZM201 163V165H200V163ZM8 163H10V164H8ZM15 163H17V166L16 165H14ZM50 163V164H49ZM52 163V164H51ZM53 163H55V164H53ZM61 163V164H60ZM93 163V164H92ZM99 163H101V164H99ZM142 163V164H141ZM179 163V164H178ZM199 163V164H198ZM31 164V165H30ZM32 164H36L35 165V167H33L34 165H32ZM42 164V165H41ZM45 164V165H44ZM59 165V166H55V165ZM92 164V165H91ZM144 164V165H143ZM150 164L151 163H149V166H150ZM198 164V167H199V165H200V171H201V166H203L202 167V170H203V168H205L204 170H206V172H204V173H202V175L200 176V178H199V176H197L196 175V173H198L199 174V172L200 171H198V170H195L196 168H198L196 165ZM203 164V165H202ZM238 164V165H237ZM26 165V164H25ZM49 165H51V166H55L56 168H53L52 169V167L51 166H49ZM65 165V166H64ZM91 165V166H90ZM94 165L96 166V167H94ZM136 165V166H135ZM141 165H142V169H141ZM153 165H156V164H153ZM186 165H188V166H186ZM228 165V166H227ZM39 166H42V167H40L41 168V172L39 171ZM135 166V167H134ZM143 166L145 167V169H143ZM157 166V165H156ZM192 166V167H191ZM196 168H195V167ZM220 166V167H219ZM14 167V168H13ZM16 167V168H15ZM60 167V168H59ZM85 167V168H84ZM87 167V168H86ZM152 167V166H151ZM181 167V168H180ZM239 169H238V168ZM46 168V170H48V171H46V170H44ZM96 168V169H95ZM137 168V169H136ZM188 168V169H187ZM198 168V169H199ZM42 169H43V172H42ZM60 169H63V171L62 170H60ZM120 169V170H119ZM182 169H183V171H184V173H188L187 175L185 174L184 175V178L182 177L183 176V172H182ZM189 169H191V170H189ZM226 169H227V171H226ZM232 169V170H231ZM238 169V170H237ZM53 170H54V172H53ZM93 170V171H92ZM189 170V171H188ZM203 170V171H204ZM235 170V171H234ZM237 170V171H236ZM4 171V172H3ZM10 171V172H9ZM147 171V172H146ZM203 171H201V172H203ZM220 171H221V173H220ZM222 171H224L223 173H222ZM226 171V172H225ZM7 172H8V174H7ZM40 172V173H39ZM48 172V173H47ZM62 172H63V174H62ZM201 172H200V174H201ZM229 172V173H228ZM98 175V176H96V174ZM147 173V174H146ZM193 173H195V174H193ZM214 173H216V174H214ZM225 173V174H224ZM231 173V175H232V177L231 176H229V174ZM260 175H259V174ZM39 174V175H38ZM87 174H89V175H87ZM190 174H193L192 176L193 177H195V180H193L191 177L192 176H190ZM228 174V175H227ZM237 174V175H236ZM39 177V179L40 180H38V178L36 177ZM43 175H45V176H43ZM87 175V176H86ZM93 175V177H88V176H92ZM158 175H162L161 173H159ZM224 175V176H223ZM243 175V176H242ZM252 175V176H251ZM258 175V176H257ZM53 176H55V177H57L56 179H55V177H53ZM62 176V177H61ZM83 176H86L85 178L83 177ZM182 177V183H181V181H179V179ZM185 176H187V178L188 177H190V184L191 183H193V184H198V183H201V182H203V183H201V184H199V185H197V187L196 188H198V186L200 187V186H202V187H200V188H198V189H194V190H197V191H194V192H196V195H192V193H194L192 190H193V188L195 187V185L193 186V185H190L189 183H187L186 184V182H188V179L186 178L185 179ZM204 176V177H203ZM205 176H207V177H205ZM210 176V177H209ZM216 176H217V178H216ZM221 178L222 177V179H220L219 177ZM250 176V177H249ZM254 176V177H253ZM180 177V178H179ZM230 178V181L232 182H229V181H227V180H229V178ZM241 178V180H240V178ZM249 177V178H248ZM30 178V179H29ZM35 178V179H34ZM36 178H37V180H36ZM48 178H49V180H50V182L48 181H46V180H48ZM95 178V179H94ZM202 178V179H201ZM207 178V179H206ZM219 178V179H218ZM225 178H227L226 179V182H224L223 180H225ZM232 178V179H231ZM238 180H237V179ZM251 178V179H250ZM262 178V179H261ZM43 179V180H42ZM45 179V180H44ZM91 179V180H90ZM135 179V180H134ZM185 179V180H184ZM196 179H197V183H195L196 182ZM218 179V180H217ZM253 179V180H252ZM258 181H257V180ZM261 179V180H260ZM33 180V181H32ZM36 180V181H35ZM42 180V181H41ZM53 180V181H52ZM187 180V181H186ZM191 180H193V181H191ZM202 180V181H201ZM257 181V183H255L254 181ZM261 182H260V181ZM39 181V182H38ZM43 181H46L45 183H43ZM52 181V182H51ZM59 181V182H58ZM177 181H179V184L177 183ZM186 181V182H185ZM216 181V182H215ZM238 181H240V182H238ZM63 182V183H62ZM174 182V183H173ZM214 182V183H213ZM230 183V185H233V187L231 186L230 187V185H227L226 183ZM235 182V183H234ZM8 183V184H7ZM44 185H43V184ZM49 183H51V184H49ZM127 183V184H126ZM163 185H162V184ZM228 183V184H229ZM254 183V184H253ZM42 184V185H41ZM48 184V185H47ZM77 184L79 185V186H77ZM158 184V185H157ZM165 184V185H164ZM170 184H168L167 185V187H166V190H167V188L168 187H170L171 185ZM236 184V185H235ZM159 185L160 186H162V189H160L159 188ZM189 185H190V187H189ZM251 185V186H250ZM263 185V184H262ZM23 186L25 187V189H26V185H22V188H23ZM47 186V187H46ZM81 186V187H80ZM225 186H227L228 187V192H230L229 194H230V196L232 197V199H231V197L229 198V194L227 193V192H225L226 190V188H225ZM248 186V187H247ZM259 186V185H258ZM1 187H4V190H2L1 189ZM12 187H14V189H12L11 190V188ZM33 187V188H32ZM42 187V188H41ZM46 187V188H45ZM49 187V188H48ZM52 187V188H51ZM113 187V188H112ZM157 187H158V189H157ZM188 187L190 188V190L192 191V192H190V190H189V193H188ZM213 187V188H212ZM230 187V188H229ZM249 187H251L250 189H249ZM264 187V186H263ZM22 188H16V189H22ZM49 189L50 191V193L48 192V190H45V189ZM118 188V189H117ZM121 188V189H120ZM192 188V189H191ZM204 188V189H203ZM225 188V189H224ZM245 188V189H244ZM41 189V190H40ZM213 189H215L214 191H213ZM231 189V190H230ZM243 189V190H242ZM257 189V190H256ZM259 189H261V190H259ZM9 190H11V192H9ZM52 190V191H51ZM159 190V191H158ZM162 190H164V191H162ZM236 190V191H235ZM239 190V191H238ZM240 190H242V191H240ZM250 190V191H249ZM2 191H4V192H6V193H8V194H10V196H11V198H10V196H9V198H8V194H6V193H2ZM110 191V192H109ZM160 191H162V194H159V193H161ZM216 191V192H215ZM244 191V192H243ZM249 191V192H248ZM47 192V193H46ZM200 192H199V194H200ZM2 193V194H1ZM204 195H203V194ZM214 193V194H213ZM226 193L228 194V195H226ZM239 193V194H238ZM6 194V196H4ZM18 194V193H17ZM41 194V196L39 197V195ZM117 194V195H116ZM120 194V195H119ZM150 194V195H149ZM181 194V193H180ZM182 194V195H183ZM241 194V195H240ZM1 195H2V197H1ZM16 195V196H15ZM112 195V196H111ZM186 195V194H185ZM217 195V196H216ZM224 195V196H223ZM235 195H239L238 197L236 196V197H234ZM256 195V196H255ZM263 195V196H262ZM14 196V197H13ZM43 196H45L43 199H45V201L42 199V197ZM121 196H122V198H121ZM165 198H164V197ZM220 196V197H219ZM224 197V198H222V197ZM228 196V197H227ZM240 196H242V197H240ZM47 197V198H46ZM243 197H245V198H243ZM253 197V198H252ZM259 197H260V199H259ZM32 198V197H31ZM183 198V197H182ZM233 198H235V199H233ZM238 198L239 199H244L245 201H243V202H245L246 204H243V206L241 205L242 204V202H241V200H238ZM259 200H258V199ZM16 199V200H15ZM33 199V198H32ZM38 199V200H37ZM49 199V200H48ZM184 199V198H183ZM197 199V198H196ZM251 200V201H249V200ZM14 200V201H13ZM35 200H36V202H35ZM43 200V201H42ZM215 200V201H216ZM220 200V199H219ZM223 200V202H225ZM231 201V203H230V201ZM254 200V201H253ZM257 200V201H256ZM13 201V202H12ZM39 201V202H38ZM124 201V202H123ZM191 201H193V200H191ZM234 201V202H233ZM235 201H238L237 202V204H236V202ZM4 202V203H3ZM47 202H49V203H47ZM177 202H178V200H176V204H177ZM214 202V200H212V203ZM222 202V201H221ZM226 202L224 203V204H226ZM230 204H229V203ZM240 202V203H239ZM253 202V203H252ZM256 202V203H255ZM259 202V203H258ZM18 203V204H17ZM47 203V204H46ZM175 203V200H174V202L172 203V205ZM190 203V202H189ZM238 203H239V205H238ZM14 204H15V206H14ZM39 204V205H38ZM44 204H46V205H44ZM211 204V203H210ZM234 204H236V206L234 205ZM5 205L7 206V207H5ZM14 207H13V206ZM35 205V206H34ZM41 205V206H40ZM10 206V209L8 210L7 208ZM84 206V207H83ZM35 207H37V208H35ZM17 209V208H19V209H17V210H19L16 214H15V210L14 209ZM41 208H42V210H41ZM90 208V209H89ZM228 208V209H229ZM238 208V209H239ZM248 208V209H247ZM6 209V210H5ZM87 209V210H86ZM89 209V210H88ZM247 209V210H246ZM250 209L252 210L251 212H250ZM258 209H260L259 211H260V213L258 212ZM8 210V211H7ZM39 210V211H38ZM41 211V212H40ZM53 211V212H52ZM82 211V212H81ZM175 211V212H174ZM249 213H248V212ZM22 212V215L21 214H19V213H21ZM38 212V214H37V216H36V213ZM45 212V213H44ZM173 212V213H172ZM247 212V213H246ZM76 213H80V215L78 216V217H75V214ZM82 213V214H81ZM6 214H7V216H6ZM15 214V215H14ZM72 214V215H71ZM126 214V215H125ZM259 214V215H258ZM263 214H264V212H263ZM2 215L3 216H5V217H3L2 218ZM25 215V216H24ZM166 215V216H165ZM261 215V216H260ZM16 216V217H15ZM17 216H19V217H17ZM36 216V217H35ZM81 216V217H80ZM173 216V215H172ZM175 216V215H174ZM173 216V217H174ZM198 216V215H197ZM259 216V217H258ZM6 217H10L9 219L12 221H10L9 219H7V221L4 219V218H6ZM38 217V218H37ZM80 217V218H79ZM166 217V219H163V218H165ZM172 217V220L175 222L176 220V216L173 218ZM177 217H178V215H177ZM199 217V216H198ZM18 218V219H17ZM36 218V219H35ZM40 218V219H39ZM50 218V219H49ZM154 218V219H153ZM171 218V217H170ZM170 218L168 219V221L167 222H169V220H170ZM2 219H4V220H2ZM157 219V220H156ZM22 220H24V221H22ZM38 222H37V221ZM44 222H43V221ZM19 221H21V222H19ZM178 221V220H177ZM187 221H188V219H187ZM10 222V223H9ZM38 223L37 225L35 224V223ZM49 222V223H48ZM157 222V223H156ZM160 222V223H159ZM184 221H182V227L184 228V233L185 234H187V236L185 235V241L187 242L188 240V242L190 243V242H192V240L194 241V242H192V243H190V245H189V243L187 242V244H186V242L184 243L185 245H186V247L188 246L189 247V249H186L185 248V246H183V251H181V255L182 256H184V258H182V256L180 255V254H178V258H179V261H181L182 262V264H184V263H186L188 260L190 261V264H193L194 262H195V259H197V258H195V257H197V255L199 254V251L200 250H204L205 248H208V243L206 242V237L203 235V234H201L200 233V229L202 228V227H200V228H198L197 229V231H195L196 229H192L191 228V231H189L190 229H189V227L190 226H188L186 223L184 224L183 223ZM2 223V224H1ZM199 223L200 222H198V223H195L196 224V226L198 227V226H202V225H199ZM16 224V225H15ZM33 224H35L36 226H34ZM43 226H42V225ZM155 224V225H154ZM10 226V228H9V226ZM130 225V226H129ZM161 225V226H160ZM185 225V226H184ZM190 225H192V224H190ZM14 226V227H13ZM22 226V227H21ZM34 226V227H33ZM39 226H41V227H39ZM144 226V227H143ZM194 226V225H193ZM33 227V228H32ZM36 227V228H35ZM159 227V228H158ZM186 227V228H185ZM188 227V228H187ZM264 225L263 226H260L259 227V231H257V233L258 232H260L261 233V235H262V238H263V240H264ZM13 228V229H12ZM38 228H39V230H38ZM127 228V229H126ZM155 228V229H154ZM263 228V229H262ZM11 229V230H10ZM260 229H261V231H260ZM33 230V231H32ZM88 230V231H87ZM141 230V231H140ZM11 231V232H10ZM25 231V232H24ZM38 231V232H37ZM40 231V232H39ZM85 231V233L84 234H82L83 232ZM86 231H87V233H86ZM131 231V232H130ZM0 232H2V231H0ZM32 233H34V236H33V234ZM39 233V234H38ZM142 233V234H141ZM195 234V235H194ZM8 235V236H7ZM32 235V236H31ZM83 235V237L85 238V241L84 240H82L80 237ZM3 236L5 237V238H3ZM7 236V237H6ZM144 236L146 237V238H144ZM20 238V239H19ZM21 238H22V240H21ZM25 238V239H24ZM80 238V239H79ZM6 239H8V240H6ZM14 239L16 240V241H14ZM27 239H29V240H27ZM242 239H244V238H242ZM252 239H253V241H254V236H252ZM9 241V245L7 246L5 243H6V241ZM60 240V241H59ZM248 240H250L249 238H246L245 240H242V241H248ZM2 241V242H1ZM3 241H4V243H3ZM147 241V242H146ZM17 242V243H16ZM59 242H61V243H59ZM3 243V244H2ZM152 244V245H149L148 246V244ZM24 244V245H23ZM183 244V245H184ZM191 244H192V246H191ZM66 246V247H65ZM68 246V247H67ZM147 246V247H146ZM151 246V247H150ZM187 247V248H188ZM205 247V248H204ZM5 248H2V247H0V256H1V251L3 252V249H5ZM7 248L5 249V251L7 250ZM148 248V249H147ZM150 248H152V249H150ZM154 248V249H153ZM10 249H12L11 251H10ZM27 249H29L28 251H26ZM38 249V250H37ZM73 249V250H72ZM185 249H186V251L188 252V250H190L191 251V253H187L186 251H185ZM14 250V251H13ZM22 252H21V251ZM61 250V251H60ZM69 250V251H68ZM71 250H72V253H71ZM148 252H147V251ZM202 250V251H203ZM44 251H46V252H49V253H51V254H49V255H47V256H49V257H46V256H44V254L46 253H44ZM151 251V252H150ZM7 252V251H6ZM26 252V253H25ZM62 252V253H61ZM85 252V253H84ZM146 252H147V254H146ZM150 252V253H149ZM3 253H5V252H3ZM2 253V254H3ZM76 253H78L76 256H75V254ZM148 253L150 254V255H148ZM202 253V252H201ZM200 253V254H201ZM75 256L73 259H69V258H71V257H67V256ZM263 254H264V251H263ZM22 255H23V257H22ZM78 255H79V257H78ZM85 255V256H84ZM202 255V254H201ZM201 255H199L198 256V258L201 256ZM3 256V255H2ZM1 256V257H2ZM51 256V257H50ZM87 256V257H86ZM150 256V257H149ZM190 256H191V258H190ZM81 257H83V258H81ZM86 257V258H85ZM193 257V258H192ZM49 258V259H48ZM76 258H77V260H76ZM79 258V259H78ZM144 258V259H143ZM149 258V259H148ZM180 258H182V259H180ZM195 258V259H194ZM2 258H0V260H1ZM11 259V260H10ZM44 260V262H43V260ZM75 259V260H74ZM184 259H188V260H184ZM191 259V260H190ZM73 260V261H72ZM147 260V261H146ZM192 260H194V261H192ZM41 261H42V263H41ZM145 261V262H144ZM189 261L187 262V264L189 263ZM191 261L193 262V263H191ZM204 263V262H203ZM206 264V263H205Z\"/></svg>",
	"mask_w": 264,
	"mask_h": 264
},
{
	"label": "bare ground",
	"instance_id": "2",
	"mask_svg": "<svg viewBox=\"0 0 264 264\" xmlns=\"http://www.w3.org/2000/svg\"><path fill=\"white\" fill-rule=\"evenodd\" d=\"M129 1V4L132 2V1H130V0H0V82L2 81V82H6V83H3L4 85H2V82H1V85H0V96H1V98L0 99H3V100H7L6 102L4 101V103H8V104H6L7 105V108L5 107V109L4 110H6L7 111V114H8V116L10 117H8L6 114H3V112L1 113V114H3V118L1 117V115H0V119L2 118V121H0V160H4V159H9V158H11V159H13V160H17V162L19 161V163L20 162H22V164H20V166H17V163H15L14 165H16L17 167H18V170H11L6 164H4L3 163V161H2V166L4 167V165H6L8 168L6 169V170H9L10 169V171H12L11 172V174H10V176H9V178L10 179H6L5 177H4V175L7 177V175L6 174H4V175H1V176H3V179H6L7 181H8V183H10V181L12 180L13 181V178H14V184H15V189H14V187H10L11 188V190L12 189H14L15 190V193H16V195H19L20 193H22V192H25V194L26 193H28V195H22V197H20V198H17L18 200H20V202H19V207H21L20 208V210L22 209V207H24L25 205H27V204H29L30 205V203H29V201H31V200H33L34 201V197L33 196H30V195H32V194H34V195H36L37 196V194H35V192H37V191H33V193H32V191H31V193H29L30 191H28V189H29V186H27V184H28V182L26 181V179H28V178H26L27 177V175H29V173H31L32 172V170H31V172H29L28 171V169H26L25 167H23V166H28V164H27V162L29 161V160H31V161H33L34 163H36L35 162V159H37V157H40V160H42V159H44L45 161H47L48 162V159L49 160H51L52 162L55 160V162L57 161V163H59L60 162V160L62 159L61 158V155H62V153H63V155H67V158L68 157H70V154L69 153H72V152H67L66 153V151H67V149L69 148L70 149V145H68L69 143H70V133L68 134V131H69V129L71 128V125L74 123H72V120H75V118H67V119H65V118H63L62 117V112H64V110L62 111H60V109H63V108H65L69 113H70V115L73 117L74 115H73V113L74 112H77L76 110L77 109H79L80 107V105L81 104H77L76 103V101H78L77 99H79V98H81V99H83V97H84V95H82L83 94V92L84 91H90L91 92V95L93 96L92 97V99L93 98H95L96 97V95H95V93L98 91V89L101 87L100 85H99V82H97V85H99V86H97L96 84H93V85H91V83H89L88 81H87V79H90V78H85V77H83V76H81L79 79L80 80H82L83 81V78H85L86 79V81H84V82H87L88 83V85L89 86H86V87H82L81 89V92H75V93H71V95L67 98V99H65L64 101H63V108H58L57 109V107H55L56 109H54V108H50L51 110H49V112L47 111L46 112V115H49L50 116V118L51 117H53V118H51V120L53 119V121L55 122V124H53V122L50 120V122H51V124H52V126L54 127V137H55V139H53L52 141H50L51 143H52V145H50L49 144V141L48 140H43L47 135V133H48V131H49V133L48 134H50V132L51 131H53L52 129H51V131L50 130H48V131H46V134H45V136H44V134L40 131V130H37V131H40V133L39 134H41V135H43L44 136V138H42V137H39V135H38V137L41 139L42 138V142H40V141H38V140H40L38 137H36L34 140H32V142H27L26 141V143H25V145H24V147L23 148H21L20 150L17 148V149H15V148H11L13 145L11 144V145H8V146H6L5 147V142H6V140H8V139H12L13 137L11 136V132H13V131H10V127L12 126H14L15 125V127H16V125L18 124V126L19 127H21V123L20 122H18V121H20L21 119H23V118H28L29 117V119L30 118H32V117H30L31 115H33V113L34 112H37L35 115H36V117H38L37 119L39 120V117H41L40 116V112H43V108H45L44 106H48V104H42L43 102L45 103V101H47V100H45V101H43V102H41V104H39L38 102H36L37 100L36 99H33L34 98V96L36 95V96H39L40 97V95H41V93L42 92H44L45 90H46V92H49V89L48 88H46L45 87V84H43L44 82L43 81H45V80H48V82L52 79V78H57V73L56 72H58L59 74H60V71H58L57 69V67H61V66H59V65H61L62 63H63V61H61V59L63 60V57H64V55L66 54V53H64V55L63 54H61L62 52H64V50L59 54L58 52H59V50L60 49H58V47L59 46H61V44H62V46H61V48L62 49H65V48H63V47H65V45L67 44V43H65V42H67V39L70 37V41H72V40H74V38L73 39H71L72 37H74V36H72V35H70L69 33L70 32H72V33H82V35L85 33V35L87 34V35H89V37H90V40L93 38V37H97L98 35H100L101 34V39L99 40L98 38H99V36H98V38H97V40H95L94 42L96 43H100V41H101V43L104 41L105 43H106V46H103V48H105V47H107L108 46V44H110V43H107V42H109V33H111V29L112 28H110V26L113 24V23H116V21L115 22H110V20H108V19H106V17L107 18H112L114 15V13L113 14H111V16L109 15V17L108 16H106L107 14V10H109V9H111L112 7H114V6H116V5H118L119 3H121V2H123V3H126V2H128ZM133 1H135V0H133ZM139 1V0H138ZM143 1V4H145V5H143V6H145V8H147V6H146V3L147 4H149V5H151V6H154L155 5V7L154 8H158V6H156V4L158 3H160L162 6H165V7H167L168 9H167V11H165L166 13H168V14H170V17L168 16V20L166 21V23L168 22V24H166L167 26H169V24L171 25V27L172 28H176L175 30H176V35L175 36H179L182 32H184V31H182V29H186V30H189V31H194L193 32V34H190V35H192V37H191V44H190V49H192V48H195V50H196V52H197V55H195V56H197L196 57V59L194 60V58H193V60L191 61V59H192V57L191 56H189V55H187V56H189L188 57V59L190 60H188L189 62H187V64L188 63H191L192 62V64L191 65H184V66H186L187 67V70L190 72V70H189V68L191 69V68H194V69H196V71H199V73H200V71L203 73V74H205L204 72H209V73H212V74H209V76H208V78H212L210 75H212L213 76V74L215 73L214 71H212L211 72V70L212 69H216L215 71H216V75L217 76H219V75H221V77H223L222 75H225V77H223V79L224 78H226L227 76H229L230 74H232V73H229L228 74V72H226L227 70L226 69H223L224 67H225V65L227 64V67H228V65H231L230 64V62H232V64H233V66H234V68H233V70L235 69L236 70V72L238 73V74H240V75H242V76H244L245 77V80H246V77H248V76H254V79H255V77H257V78H259V80H257V81H259L260 83H258V85L260 84V87L259 88H261V87H263L264 85H263V83L264 82H261V79L262 80H264V44H262V43H260L259 45H256V44H251V45H249V46H246L245 47V49H240V50H236V52H235V54H234V56L231 58V55H224L226 58H227V56H230V58L231 59H229L230 61H229V64H228V62H226L225 61V63H224V61H223V59L221 58L222 56H223V54L224 53H222V56H220L219 58H218V56L217 57H214V55L212 56L211 54L212 53H209L208 51V53L213 57V58H211L209 55L207 56L206 55V53L204 54V50H203V54L202 55H204V56H202V58H201V53H202V50H199V48H203L202 46L200 47V44H201V42H203L205 39V37L206 36H208L207 34L208 33H212L211 34V36H212V38H213V40H215L214 42H213V40L211 39V38H206L207 39V42H208V40H210L211 42H213V43H216L215 45H212V46H215V47H217L219 44H223V43H225L227 40V38L232 34V36H233V38L235 37L234 36V34H239L240 32H242V31H240L239 32V30H241V29H244V30H248V29H254V31H255V29L257 28V26H255V24L254 25H252V24H249V23H254V22H248V23H246V22H240V24L238 25V23H237V21H235L234 20V17H236V16H238L239 15V12H238V14H236L234 17H232V15H234V13L235 12H237L236 10H238V8L240 9V7H238V5H240V4H236V0H230V2L228 1V2H226V4H225V2H223L224 0H145V2H144V0H142ZM141 0L138 2V3H136L135 5L138 7L139 6V3L140 2H142ZM241 1H243V0H241ZM238 2V1H237ZM244 2H246L247 4H245L244 5V9H245V7H246V5H249L248 7H247V9L249 8V9H251L253 12L251 13V15L255 12V14L257 13V12H261L262 11V13H257V14H259V16L261 15L262 16V18L260 19L261 20V22H262V20H264V0H244ZM243 3V2H242ZM241 3V4H242ZM133 4H134V2H133ZM131 5V4H130ZM135 5L133 6V8L135 7ZM141 6V5H140ZM139 6V7H140ZM133 8H131V10H133ZM141 8V7H140ZM139 8V9H140ZM143 8V7H142ZM141 8V9H142ZM154 8H152L151 7V10L152 9H154ZM243 8V7H242ZM122 9V10H121ZM164 9L165 8H163V11H164ZM217 9H218V11H220L221 10V12L218 14V11H217ZM247 9H246V11H247ZM248 9V10H249ZM118 11L120 10V13L122 14V11H123V5H122V8H118L117 9ZM137 10V9H136ZM166 10V9H165ZM127 11H129L128 10V8H126V12ZM192 11H194V12H198V13H200V14H202V15H199L198 17H199V19H197V20H190V21H185V19H186V15H184L185 17H183V18H180V19H182L181 20V23L180 22H178V17H180L183 13L184 14H186L187 12H192ZM211 11H214V12H211ZM130 12H133V11H130ZM152 12H154V10L152 11ZM211 12V13H210ZM241 12V11H240ZM245 12V11H244ZM248 12V11H247ZM156 13V12H155ZM146 14V13H145ZM151 14V13H150ZM188 14H190V13H187V15ZM245 14V13H244ZM256 14V15H257ZM113 15V16H112ZM118 14H116V16H117ZM120 15V14H119ZM156 15V14H155ZM179 15V16H178ZM246 16H247V13L245 14ZM250 15V17H252ZM121 16V15H120ZM123 16H126V15H123ZM142 16V15H141ZM163 16V15H162ZM178 16V17H177ZM240 16V15H239ZM259 16H258V18H259ZM150 17V16H149ZM165 16H163L162 18H164ZM256 17V16H255ZM116 18V17H115ZM115 18H113L114 20H115ZM117 18H118V16H117ZM120 18V17H119ZM126 18H127V16H126ZM237 18V17H236ZM240 18V17H239ZM113 19L111 20V21H113ZM128 19V18H127ZM127 19H125V20H127ZM250 19V18H249ZM252 19V18H251ZM254 19V18H253ZM252 19V20H253ZM257 19V18H256ZM255 19V20H256ZM184 20V21H183ZM106 21H108L106 24H105V22ZM121 21H122V19H121ZM130 21H133V20H130ZM163 21V20H162ZM165 21V20H164ZM241 21V20H240ZM127 22V21H126ZM258 22V21H257ZM110 23H112V24H110ZM117 23H119V21H117ZM138 22H136L135 24H137ZM155 23V22H154ZM153 23V24H154ZM164 24H165V22H163ZM120 24H121V22H120ZM133 24V23H132ZM131 24V25H132ZM134 24V25H135ZM139 24V23H138ZM150 24V23H149ZM152 24V25H153ZM163 24V25H164ZM146 25H148L147 23H146ZM146 25H144V26H146ZM162 25V26H163ZM258 25V24H257ZM262 25V24H261ZM113 26V25H112ZM150 26V25H149ZM148 26V27H149ZM129 27V26H128ZM128 27H126V28H124L123 27V29H127L128 30ZM132 27H134V26H132ZM143 27V26H142ZM183 27V28H182ZM256 27V28H255ZM138 28H141L140 27V25H139V27H137V29H135V31L137 30L138 32H139V29ZM152 28V27H151ZM182 28V29H181ZM264 28V27H263ZM107 29H109L108 31H106ZM130 29H132V28H130ZM130 29L128 30V31H130ZM144 29V28H143ZM145 29H148V28H146L145 27ZM164 29V28H163ZM122 30V29H121ZM153 30V29H152ZM236 30V31H235ZM110 31V32H109ZM122 31H124V30H122ZM132 32H133V30H131ZM144 31V30H143ZM168 31H170V30H168ZM173 31V30H172ZM204 32V31H209L207 34H206V36L204 37L203 36V34H202V32ZM234 31V32H233ZM125 32V31H124ZM127 32V31H126ZM125 32V33H126ZM137 32V33H138ZM140 32H141V30H140ZM149 32V29H148V31H147V33ZM152 32V31H151ZM163 32H164V30H163ZM162 32V33H163ZM166 32V31H165ZM233 32V33H232ZM236 32V33H235ZM237 32H239V33H237ZM247 33H248V31H246ZM251 32V31H250ZM249 32V34H252V32L250 33ZM75 33V35H77ZM93 33H95V35H93ZM121 33V32H120ZM150 33V32H149ZM158 33V32H157ZM157 33H156V35H157ZM161 33V32H160ZM161 33V35L160 36H162L163 34ZM175 33V32H174ZM185 33V32H184ZM205 33V32H204ZM254 33V32H253ZM90 34H92V35H90ZM98 34V35H97ZM112 34V33H111ZM142 34H144V33H142ZM166 34V33H165ZM165 34L163 35V37H165ZM178 34V35H177ZM183 34V33H182ZM182 34L180 35L181 37H178V38H181V40L180 41H182V39L185 37H187V36H185V35H183L182 36ZM261 34V33H260ZM263 34V33H262ZM261 34V35H262ZM68 35H70L69 37H68ZM81 35V36H82ZM85 35H83V37H82V41H88L89 42V40H87V39H89V37L88 38H86L85 39ZM113 35V34H112ZM120 35H122V34H120ZM124 35V34H123ZM127 35V34H126ZM145 35V34H144ZM147 35V34H146ZM149 35V34H148ZM155 35V36H156ZM168 35V34H167ZM190 35H188V37L187 38H189V36ZM210 35V34H209ZM63 36H67V38H65V42H63L64 40V38H63ZM91 36H93L92 38H91ZM114 37L116 36V35H113ZM128 36H129V34H128ZM131 36V35H130ZM159 36V35H158ZM159 36V37H160ZM169 36V35H168ZM168 36H167V38L166 39H168L169 40V38H168ZM171 36V35H170ZM172 36L174 37V35H173V33H172ZM231 36V37H232ZM260 36V35H259ZM77 37H78V35H77ZM96 37L95 38H93V40L94 39H96ZM105 38V39H103V38ZM106 37H108V38H106ZM125 37V36H124ZM144 37V36H143ZM158 37V38H159ZM183 37V38H182ZM59 38L61 39V40H59ZM116 38V37H115ZM114 38V40H117V39H115ZM146 38V37H145ZM155 38V37H154ZM170 38H172V37H170ZM178 38H176L175 40H178ZM238 38V37H237ZM78 40H79V38H77ZM108 40V41H105V40ZM112 39V38H111ZM147 39V38H146ZM160 39V38H159ZM158 39V40H159ZM244 39H246L245 37H244ZM93 40H91V42L93 41ZM114 40H112V41H114ZM161 40H162V37H161ZM161 40H159V41H161ZM174 40V41H175ZM231 40V39H230ZM247 40V39H246ZM250 40V39H249ZM252 40V39H251ZM262 40V39H261ZM62 41V42H61ZM151 41H154L153 40V38L151 39ZM172 41V39H170V42ZM74 42H76L77 44V46H78V44H79V42H77V40L76 41H74ZM103 42V43H104ZM115 42V41H114ZM113 42V43H114ZM117 42H119V40L117 41ZM176 42V41H175ZM183 42V41H182ZM181 42V43H182ZM217 42H219V44L217 43ZM228 42H229V39H228ZM237 42V41H236ZM235 42V43H236ZM258 42H259V39H258ZM257 42V43H258ZM57 43H59V44H57ZM65 43V44H64ZM83 43V42H82ZM96 43V46L98 47H102V46H100V44L98 43L97 44ZM112 43V44H113ZM154 43V42H153ZM162 43H163V41H162ZM184 43H186V42H184ZM213 43H210V45L211 44H213ZM234 43V44H235ZM254 43H256V42H254ZM56 44H57V46H56ZM64 44V45H63ZM94 44V43H93ZM116 44V43H115ZM118 44H120V43H118ZM144 44V43H143ZM151 44V43H150ZM175 44V43H174ZM241 44V43H240ZM249 44V43H248ZM87 44H85V42L83 43V46H86ZM88 45H89V43H88ZM104 45V44H103ZM111 45V44H110ZM114 45V44H113ZM113 45H111V47H109L110 49L113 47V48H118V46H113ZM117 45V44H116ZM122 45V44H121ZM121 45H119V47H121ZM165 45V44H164ZM227 45V44H226ZM233 45V44H232ZM237 45L238 44H236V46L235 45H233V49L232 50H235V47H237ZM242 45V44H241ZM244 45V44H243ZM76 46V47H77ZM95 46V45H94ZM153 46V45H152ZM177 45L175 44V46H172V47H174V48H172V47H170V48H172V49H174V51L176 52V49H175V47H176ZM185 47L184 48H186V49H188V47L186 46V44L184 45ZM189 46V45H188ZM80 47V46H79ZM93 47V46H92ZM154 47H155V44H154ZM166 47V46H165ZM222 47V46H221ZM220 47V48H221ZM224 47H226V46H224ZM221 48V51L223 50V51H226V49L227 48H229V47H227L226 49L225 48ZM232 47V46H231ZM81 48V47H80ZM79 48V49H80ZM143 48V47H142ZM142 48H140V49H142ZM156 48V47H155ZM158 48V47H157ZM156 48V49H157ZM182 48H183V46H182ZM220 48H218L217 47V49L216 50H219L220 51ZM239 48H241V46H239ZM92 49H94V48H92ZM108 49V48H107ZM119 49V48H118ZM140 49H139V53L142 51V50H144V49H142L141 51H140ZM153 49V48H152ZM151 49V50H152ZM162 49L164 50V48L162 47ZM171 49V51H173ZM190 49H188V51H190ZM207 49H209V48H207ZM215 49V48H214ZM214 49H213V54H214ZM230 49V48H229ZM228 49V50H229ZM237 49V48H236ZM58 50V55H56L55 53H53V54H51L53 51H57ZM101 50L103 51V53H102V51L101 52H97V48H96V51L95 52H97L98 54L100 53H102L101 55H100V58H99V55L97 54V53H94V54H97L98 56H96V58L98 57L99 59H104L103 57H105V56H103V55H106V54H104L105 52H106V49H102L101 48ZM109 50V49H108ZM183 50H185V49H183ZM215 50V51H216ZM50 51V52H49ZM87 51V50H86ZM92 51L93 50H91V53H92ZM146 52H149V54L152 52H150V48H146V50H145ZM186 51V50H185ZM187 51V52H188ZM200 51H201V53H200ZM222 51V52H223ZM44 52V53H43ZM108 52H110V51H108ZM145 52V55L147 54ZM163 52V51H162ZM186 52V53H187ZM217 52V51H216ZM93 53H92V55H93ZM135 53H137V51L136 52H134V54ZM142 53H143V51H142ZM160 53V52H159ZM188 53H191V51L190 52H188ZM229 54V52L227 51L226 52V54ZM232 52H230V54H231ZM56 55V56H54L53 57V55ZM71 54H73V53H71ZM83 54V53H82ZM109 54V53H108ZM138 54V53H137ZM165 54V53H164ZM175 54V53H174ZM192 54V53H191ZM216 54H219V55H221L219 52L218 53H216ZM45 55H47L46 56V58L47 59H49V56H50V59H53L54 60V62H56L54 65H53V62L51 61V60H49V61H51L52 62V70H51V72H54L53 74H49L48 73V71H45L46 69H45V61H47V59L44 57ZM51 55H52V57H51ZM63 55V56H62ZM78 55H80V54H78ZM77 55V56H78ZM116 55V54H115ZM122 55V54H121ZM132 55V54H131ZM156 55V54H155ZM160 55H161V53H160ZM159 55V57L158 58H160V57H162V56H160ZM73 56H76L75 54L73 55ZM76 56V59H74V60H77V57ZM107 56V55H106ZM123 56H125L124 54H123ZM127 56V55H126ZM138 56H139V54H138ZM148 56V55H147ZM172 56V55H171ZM187 56H185V57H187ZM56 57V58H55ZM59 57V58H58ZM62 57V58H61ZM79 57H81V56H79ZM145 57L146 56H144V58H143V60L145 59ZM152 57V56H151ZM157 57V56H156ZM178 57V56H177ZM45 58V59H44ZM55 58V59H54ZM58 58V59H57ZM82 58V60L84 59L83 57H81ZM81 58H78V59H81ZM94 58H95V56H94ZM115 58V57H114ZM126 58V57H125ZM132 58V57H131ZM147 58V57H146ZM163 58V57H162ZM225 58V59H226ZM117 59V58H116ZM128 59V58H127ZM203 59H204V61H203ZM115 60V59H114ZM123 60L125 61L126 59H124V57H123ZM147 60V59H146ZM144 61V62H147V61ZM152 60V59H151ZM160 60V59H159ZM221 60H222V62H221ZM226 60H228V59H226ZM85 61H86V58H85ZM116 61V60H115ZM127 61V60H126ZM130 61V60H129ZM156 61V60H155ZM161 61H163V60H161ZM183 61H184V59H183ZM42 62H44V69H42V68H40L41 67V65H42ZM51 62L49 63V65L48 66H51L50 64H51ZM60 62H62V63H60ZM80 62V61H79ZM86 62H88V61H86ZM86 62H84L85 64H88V63H90V62H88V63H86ZM107 62V61H106ZM142 62V61H141ZM151 62V61H150ZM175 62V61H174ZM173 62V63H174ZM204 62H207L208 64H205ZM143 63V62H142ZM169 64H167L168 65V67H170L169 65L170 64H172L171 62H168ZM48 63H46V65H47ZM67 64H68V62H67ZM66 64V65H67ZM73 64H75V62L73 63ZM97 64V63H96ZM112 64V63H111ZM125 64V63H124ZM133 63H131V65H132ZM135 64V63H134ZM163 64V63H162ZM161 64V65H162ZM180 64V63H179ZM56 65V66H55ZM65 65V66H66ZM81 65H84L83 64V62H82V64H80V67L78 68V71L80 70H82L83 69V67L85 66L86 68L85 69H89V68H87L88 67V65H84L83 67H81ZM90 65V64H89ZM99 65H101L100 63H99ZM104 65V64H103ZM105 65H106V63H105ZM120 65V64H119ZM118 65V67L120 68V66ZM139 65H141V64H139ZM149 65H151V64H149ZM167 65H165L166 67H167ZM176 65H177V63H176ZM176 65H171V67L169 68V70L171 71L172 69H174V71L176 70L177 72L179 71L180 72V70H182L183 71V69H181L180 68V70L178 69L177 70V68L175 69L174 68V66L176 67ZM180 65H183V64H180ZM224 66V67H222V69H220V67L221 66ZM47 66V67H48ZM67 66H69V65H67ZM66 66V69L68 68ZM76 66V65H75ZM108 66V65H107ZM128 66V65H127ZM135 66V65H134ZM147 66V65H146ZM165 66H163V67H165ZM179 65H177V67H178ZM232 66V65H231ZM228 67V68H232V67ZM43 67V66H42ZM74 67V66H73ZM77 67V66H76ZM102 67V66H101ZM106 67V66H105ZM105 67H102L103 69L105 68ZM109 67V66H108ZM113 67V66H112ZM122 67H123V65H122ZM126 67V66H125ZM136 67V66H135ZM141 67H143V66H141ZM162 67V66H161ZM160 67V68H161ZM163 67L160 69V70H162L163 71ZM167 67V68H168ZM185 67V68H186ZM57 68V69H56ZM62 68V70H64L63 69V67H61ZM81 68V69H80ZM101 68V69H102ZM140 67H138V69H139ZM144 68V67H143ZM12 69L13 70H16L17 71V74H15L16 76L17 75H19V77L18 78H14V76L15 75H13V74H11L13 71H12ZM48 70H49V67L47 68ZM50 69H51V67H50ZM56 69V70H55ZM84 69V70H85ZM95 69V68H94ZM102 69V70H103ZM112 69V68H111ZM122 69H124V68H122ZM122 69L120 70V72L122 71ZM194 69H191V74H194V72H195V70ZM204 69H206V70H204ZM219 69H220V71H219ZM36 70H38L39 72H38V74H36V76L38 77V78H40L39 80H41V79H43V80H41V84H43L44 85V87L42 86L41 87V89H38V87L36 88V84L37 83H33L34 82V80H29V81H31V82H25V83H27V84H22V86H21V83L22 82H24V81H27L28 79L26 78V76L28 75V76H31V72H36ZM76 70V69H75ZM91 70H93V69H91ZM98 70V69H97ZM117 70H118V68H117ZM140 70V69H139ZM165 70H167L166 68H164V73H167L168 72V75L170 76L171 74L173 75V73L172 72H174V71H169V70H167V72L165 71ZM192 70H193V73H192ZM210 70V71H209ZM223 70H226V71H224L223 72ZM15 71V72H16ZM50 71V70H49ZM99 71H101V70H98V72ZM105 71H106V68H105ZM102 72L103 74V77L106 75V73L107 74H109L108 72L109 71H113V70H107L106 72ZM138 71V70H137ZM217 71H219V72H222L221 74H218L217 73ZM72 72V71H71ZM74 72V71H73ZM95 72V71H94ZM116 72V71H115ZM120 72H119V74H120ZM135 72H136V70H135ZM183 72H185V71H183ZM206 72V73H207ZM229 72H231V71H229ZM64 73V72H63ZM105 73V74H104ZM117 73L118 72H116V73H114V74H116V75H114L113 74V72L111 73V75H106L103 79H104V81H103V79L101 80V81H103L104 82V84L105 83H107V84H109V86L112 84V86L111 87H114L113 85H115L116 84V81L115 80H120L121 78L124 80L123 82L121 81V83H123V85L124 86H126L127 85V87H130V86H134L133 88H136L135 90H133V91H135L136 93H138V95L139 96H141L139 99H136V100H134L133 98H131V99H133V100H129L131 103L130 104H132V105H130L127 109H129V108H132V111H133V113H130L131 114V116L133 117V118H130V120H129V118H127L125 115H124V117H126L127 119H125L124 118V121L126 122L127 121V124L128 125H130L131 126V128H133V130L135 131L134 133L136 134V135H138L139 136V139L141 140L140 142H142L143 143V145L145 146V151L143 152L144 153V156L143 157H145L144 159H143V162L142 163H144L146 166H147V170H148V173L152 176V178H154L155 180H157L156 181V183H160V179L158 180V178H161V182L163 181L164 183H167V185L168 184H170V183H172V181L174 180V178H177V176L179 175V172L177 171L178 169H179V166L177 165V162L176 161H174V160H172V159H170L168 156H166V155H164L163 153H165L164 152V149H161V147L160 146H162V147H164V148H166L165 150H167V149H169V151H171V155H172V158L174 157H176V154H177V157L176 158H179L180 156V154H182L181 153V151H183V152H185V155L183 154V158L185 157V156H187L186 155V152L187 151H185V150H189L190 148H192V150L190 149L189 151L191 152V154H192V151H195L193 154H197V155H191L192 157H194V156H196V158H198L199 156H200V148L203 150V145H202V143L204 144L205 143V141L203 142L202 140H204L203 139V136H204V130H206L207 128H209V126H211L208 122H207V124H205L204 126H203V122H202V118H203V116H201V111H203L204 112V109H208V107H207V103H205V101H206V99H205V95L206 94H203V92L204 91H202L201 89H203V87L200 89V82H202V80H200V74H198V72H196V74L198 75H194V77H196V78H194L193 77V75H192V77H191V74H189V73H187V74H189V76L191 77V79H192V81L193 82H195L197 79L199 80V82H195L196 84H199V86L197 85V86H195V84L193 85L194 86V89H189L190 87L189 86H191L190 84H188V83H191L192 84V81H187L188 83V85L186 86V87H189L188 89H186V87H184V86H182V84L181 83H183V85L185 84V82H186V79L185 78H180L179 79V77H177V74L178 75H181L182 73L180 72V74L179 73H174V75H176V77L179 79H177L176 77V80L175 81H179L180 83H178L177 82V85H179V87H181L180 89H182V87H184L182 90H186V91H181V90H179V89H177V86L176 87H174V85H176V84H173V87L174 88H176V90L173 88V91L174 92H172L171 90H169L170 88L169 87H167L166 85L168 84V81L171 83H176V82H173L172 80L173 79H175V78H172V77H169L168 75V77H166L165 78V76H164V74H163V72H162V75H163V78H162V75H159V74H157V71L154 69V68H145V69H143L142 71L140 70V73H138V74H140V75H138L140 78H138L137 77V75H135L134 77H137V78H132V79H129L128 77H123V76H121L122 74H120V76H119V74L117 75ZM126 72H124L123 73V75L125 74ZM136 73V74H137ZM159 73V72H158ZM170 73V74H169ZM225 73H227L228 75H226ZM58 74V75H59ZM114 76H113V75ZM132 74V73H131ZM187 74H185V76L187 75ZM207 74V75H208ZM234 74V73H233ZM54 77H53V76ZM65 75L68 77V73H67V71L65 72ZM71 75H72V73H71ZM92 75V74H91ZM129 75V74H128ZM166 75V74H165ZM171 75V76H172ZM206 75V74H205ZM215 75V76H216ZM62 76H64V74H62ZM92 76H94V75H92ZM108 76H110L108 79L106 78V77H108ZM184 76V74L182 75V76H180V77H183ZM189 76H186V77H188V79L190 78ZM214 76V77H215ZM231 76H234V75H231ZM76 78L75 79H77V82L79 81L78 80V78H77V76H75ZM205 78H206V76H204ZM220 77V76H219ZM234 77H236V76H234ZM32 78V77H31ZM66 78V77H65ZM96 78H98V76L96 77ZM96 78H94V80L96 79ZM204 78V79H205ZM25 79V80H24ZM27 79V80H26ZM58 79V78H57ZM57 79H55V82H56V80ZM59 79H61V78H59ZM63 79V78H62ZM72 79V78H71ZM101 79V78H100ZM105 79H107L106 81L107 82H105ZM128 79V80H127ZM181 79H182V81H184L185 80V82H181ZM204 79H203V81H204ZM228 79V78H227ZM235 79H238L237 77L235 78ZM243 78H241V80H242ZM248 79V78H247ZM250 79V78H249ZM248 79V80H249ZM18 80H21V81H18ZM131 80V81H130ZM209 79H206V81H208ZM214 80V79H213ZM231 80H234V78H232ZM243 81L244 83L245 82H248L247 80L246 81ZM38 81V80H37ZM52 81V80H51ZM72 81L73 82H71V84H75V85H79V84H77V82H75L73 79H72ZM100 81V80H99ZM100 81V82H101ZM130 81V82H129ZM240 81V80H239ZM256 81V82H257ZM21 82V83H20ZM43 82V83H42ZM47 82V83H48ZM54 82V81H53ZM53 82H51V83H48V85L49 84H53ZM103 82H102V84H103ZM120 82V81H119ZM119 82H117L118 84H119ZM218 82V81H217ZM228 82V81H227ZM233 82V81H232ZM231 82V83H232ZM242 82V83H243ZM15 83V84H14ZM31 83V84H30ZM45 83H46V81H45ZM58 83V82H57ZM61 82L59 81V84H60ZM114 83V84H113ZM208 83V82H207ZM206 83V84H207ZM229 83V82H228ZM235 83V82H234ZM240 83H241V81H240ZM241 83V84H242ZM33 84H35L34 86H33ZM41 84H40V86H41ZM56 84V83H55ZM103 84V85H104ZM107 84H105L104 85V87L102 86L101 88H105V86L107 85ZM203 83H201V85H202ZM246 84V83H245ZM261 84H262V86H261ZM26 85H27V87H29V88H27L26 87ZM31 85L34 87H31ZM47 85V86H48ZM54 85V84H53ZM117 85V84H116ZM116 85H115V87H116ZM247 85H248V83H247ZM253 85H254V82H253ZM39 86V87H40ZM55 86V85H54ZM58 86V85H57ZM69 86V85H68ZM70 86H72V85H70ZM109 86H107V87H109ZM119 86V85H118ZM168 86H169V84H168ZM243 86V85H242ZM255 86H257V84L255 83ZM253 87V90H255L256 89V92H257V88L256 87ZM22 87H25L26 89H28V91H29V96H27V94H24L25 92H26V90H23V91H25L24 93H23V91H21V90H18L19 88H22ZM110 87V88H111ZM196 87H199V89H195ZM241 87V86H240ZM24 88V89H25ZM42 88H44V89H42ZM58 88V87H57ZM57 88H55V89H57ZM61 88H63V86L61 87ZM109 88V89H110ZM117 88V87H116ZM132 88V89H133ZM243 88H244V86H243ZM243 88H241V89H243ZM252 88V87H251ZM55 89H52L51 88V90H55ZM70 89V88H69ZM119 89V88H118ZM122 89V88H121ZM213 89V88H212ZM231 89V88H230ZM246 89V88H245ZM244 89V90H245ZM262 89V88H261ZM38 90V91H37ZM43 90V91H42ZM50 90V91H51ZM64 90V89H63ZM67 90V89H66ZM74 90V89H73ZM76 90V89H75ZM107 91H108V89H106ZM114 90V89H113ZM200 90V91H199ZM205 90V89H204ZM208 91L210 90V89H207ZM206 90V91H207ZM17 91H19V92H21V93H23L24 95H26L27 97H24V95L22 96L20 93V95H18V92ZM31 91V92H30ZM39 91H42V92H40V95H39ZM71 91V90H70ZM128 91V89H126V92ZM211 91V90H210ZM251 91H252V89H251ZM263 91V90H262ZM90 92H88V93H90ZM112 92H115V91H112ZM119 92V91H118ZM123 92V91H122ZM129 92V93H128ZM127 93H128V95H131L130 94V92L131 91H128ZM202 92V93H201ZM212 93V95L214 94V92L215 91H211ZM252 92H254V91H252ZM252 92H251V94H252ZM50 93V92H49ZM51 93H52V91H51ZM85 93V92H84ZM205 93V92H204ZM207 93V95H206V97L208 96V97H210L211 98V96H209V93L208 92H206ZM217 93V92H216ZM233 93V92H232ZM237 93V92H236ZM241 93V92H240ZM86 94H87V92H86ZM101 94V93H100ZM123 94V93H122ZM126 94V93H125ZM220 94V93H219ZM219 94H217V95H219ZM222 95L224 94V92H222L221 93ZM249 94L250 93H248L247 95L249 96ZM263 94H264V92H263ZM13 95L14 97V99L11 97V96ZM43 95V94H42ZM99 95V94H98ZM108 95H110V94H108ZM127 94L125 95V97H127L128 96ZM134 95V94H133ZM145 95H146V97H149V98H153L151 101H153L154 100V98L155 99H157V101H154V102H151V101H147L145 98ZM217 95H215V97H213L214 99H209V102H212L213 103V100H215V98H217L218 100H219V98L217 97ZM225 95V94H224ZM240 95V94H239ZM257 95H261V94H257ZM255 96V97H259V96ZM7 98H6V97ZM10 96V100H8V97ZM46 95H44V96H42L43 98L45 97ZM56 95H54V97H55ZM87 96V95H86ZM104 96H106V94L104 95ZM122 96V95H121ZM203 96H204V99H203ZM3 97V98H2ZM4 97H5V99H4ZM20 97H21V99H20ZM67 97V96H66ZM88 97V96H87ZM98 97V96H97ZM116 97H117V95H116ZM207 97V98H208ZM229 97V96H228ZM234 97V96H233ZM238 97V96H237ZM236 97V98H237ZM244 97H245V95H244ZM247 97V96H246ZM255 97H254V99H255ZM264 97V96H263ZM35 98H37V97H35ZM41 98V97H40ZM114 98V97H113ZM119 98V97H118ZM123 98H124V96H123ZM128 98V97H127ZM235 98V97H234ZM260 98V97H259ZM262 98V97H261ZM13 99V100H12ZM46 99H47V97H46ZM80 99V100H81ZM96 99V98H95ZM104 100V98H98V100L100 101V100ZM109 98L107 97V100H108ZM111 99H112V96H111ZM120 99V98H119ZM124 99H126V98H124ZM159 99H161L160 101L161 102H159ZM203 99V100H202ZM226 99V98H225ZM18 100V101H17ZM39 100V99H38ZM43 99H41V100H39V101H42ZM61 99H59V101H60ZM79 100V101H80ZM90 100V99H89ZM116 99H113V101L114 102H116L115 101ZM123 100V99H122ZM121 100V101H122ZM201 100L202 101H204V103L206 104H204L203 102H202V104H201ZM233 100V99H232ZM232 100H230V101H232ZM236 100H238V99H236ZM236 100H233L232 101V103L235 101L236 102ZM0 101H2V100H0ZM11 101V102H10ZM55 101V100H54ZM62 101V100H61ZM73 101H75V103L73 102ZM82 101V100H81ZM132 101H136V102H132ZM254 101V100H253ZM251 102V99L249 100V102L250 103H248L251 107H250V110L252 109V110H254L255 109V107L258 105H255V106H252V104L251 103H253V105H254V103H256V100H255V102ZM259 100H257V103H259L258 102ZM262 101V100H261ZM3 102V101H2ZM56 102V101H55ZM127 103L128 101H127V99L124 101V103ZM207 102V101H206ZM217 102V101H216ZM223 101H221V103H222ZM244 101H242V104L244 105V103H243ZM246 102H248V101H246ZM1 103V102H0ZM3 103V104H4ZM74 103V104H73ZM80 103V102H79ZM100 103V102H99ZM106 103H108L107 101H105V104ZM117 103V102H116ZM220 103V104H221ZM227 103V102H226ZM101 104V103H100ZM103 104V103H102ZM109 104H111V103H109ZM127 104H129V103H127ZM209 104V103H208ZM222 104H224V102L222 103ZM230 105H231V103H229ZM247 104V103H246ZM247 104V105H248ZM75 105V106H74ZM99 105V104H98ZM123 105H125V104H123ZM205 105V106H204ZM210 105H212V104H210ZM217 105V104H216ZM233 105H235V106H237V103L235 104V103H233L231 106H233ZM261 105H263V104H260V106L258 107V109H262V108H260L261 107ZM106 106V105H105ZM111 106V105H110ZM218 107H220L219 105H217ZM226 106V105H225ZM227 106H228V104H227ZM231 106H229V107H231ZM264 106V105H263ZM262 106V107H263ZM0 107H1V105H0ZM19 107H23L22 109L20 108V109H17V108H19ZM54 107V106H53ZM113 107V106H112ZM203 107V108H202ZM204 107H207V108H204ZM222 107H224V105H222L221 106V110L223 111V112H221L222 114H224L225 113V110H223L222 109ZM228 107V108H229ZM238 107V106H237ZM237 107H235L236 109H237ZM247 107V106H246ZM245 107V108H246ZM253 107V108H252ZM2 108V107H1ZM0 108V111L2 110ZM48 108H49V106H48ZM83 108H84V105H83ZM97 108V107H96ZM95 108V109H96ZM118 108V107H117ZM210 108V107H209ZM217 108V107H216ZM227 108V107H226ZM257 108V107H256ZM264 108V107H263ZM13 109H15L16 110V112H17V114H12V110ZM81 109V108H80ZM79 109V110H80ZM115 109V108H114ZM118 109H121V108H118ZM124 109V108H123ZM232 110H233V108H231ZM235 109V110H236ZM117 110V109H116ZM210 110V109H209ZM228 110H230V109H228ZM235 110H233L232 112L233 113H236V115H237V111L235 112ZM247 110H249L248 108H247ZM263 110V109H262ZM5 111V112H6ZM95 111V110H94ZM98 111V110H97ZM97 111H95V112H97ZM218 111V110H217ZM217 111H215V113L217 112ZM242 111V110H241ZM259 111V110H258ZM45 112V111H44ZM100 112H101V110H100ZM117 112H118V114L120 113H122V111L120 112V110H117ZM125 112V111H124ZM126 112H128V111H126ZM206 112V111H205ZM207 112H209V111H207ZM58 113H59V115H61V117L63 118L62 120L60 119H58ZM129 113V112H128ZM128 113H126V115L128 114ZM227 114L229 113V112H226ZM102 115L104 114V113H101ZM100 114V115H101ZM119 114V115H120ZM220 114V113H219ZM227 114H224V116L225 115H227ZM249 114H251L252 115V112L250 113V112H248V115ZM43 115V114H42ZM65 115H67V114H65ZM93 115H94V113H93ZM118 115V116H119ZM122 115V116H121ZM120 116H121V118L120 119H123V113L121 114ZM202 115H204V114H202ZM207 116L209 115V114H206ZM243 115V114H242ZM247 115V114H246ZM251 115H249V117L251 116ZM254 116H256L257 117V119L258 120H260L261 122H264V110L263 111H261L259 114H257V113H255L254 112V114H253ZM97 116V115H96ZM105 114H104V118H105ZM114 116H115V114L113 115V118H114ZM207 116L205 117V119H206V121H208V119H209V117L207 118ZM217 116V115H216ZM223 116V115H222ZM228 116V115H227ZM232 116H233V114H232ZM45 117V115H43V117H41L40 119H42V118H44ZM56 117V118H55ZM60 117V118H61ZM90 117H91V115H90ZM99 117V116H98ZM116 117V116H115ZM242 117V116H241ZM243 117H244V115H243ZM248 117V116H247ZM49 118V117H48ZM93 118V117H92ZM103 118V119H104ZM112 117H110V120H112L111 119ZM223 118V117H222ZM232 118H234V116L232 117ZM236 118H237V116H236ZM253 116H252V121L251 122H254L253 121ZM116 119V118H115ZM231 119V118H230ZM244 119V118H243ZM246 119V118H245ZM59 120L60 122H59V124H57L58 122L57 121ZM98 120V119H97ZM100 120V119H99ZM119 120V119H118ZM117 120V121H118ZM234 120H235V118L232 120L233 122H234ZM257 120V121H258ZM26 121V120H25ZM40 121V123L41 122H44L45 121V118H44V120H39ZM46 121H49V120H47L46 119ZM46 121L44 122V123H46ZM104 121V120H103ZM116 121V120H115ZM121 121V120H120ZM206 121H205V123H206ZM220 121V120H219ZM238 121V120H237ZM248 121H250V118H249V120ZM7 122V123H6ZM12 122V123H11ZM105 123H106V121H104ZM107 122H109V120L107 121ZM225 122V121H224ZM261 122H260V124H261ZM20 123V124H19ZM27 122H25V126H29L30 127V125H27L26 124ZM35 123H37V124H39V122H37V121H35ZM76 123H77V121H76ZM75 123V124H76ZM109 123H113V122H109ZM122 123H123V121H122ZM122 123H119V125L120 124H122ZM236 123V122H235ZM234 123V125L233 126H235V127H239L240 129H243V128H241V127H244V125H246L245 123H244V121L242 120V118H241V121L239 122V126L238 125H236ZM248 123V122H247ZM257 122H256V120H255V122L254 123H252V125L253 124H256ZM75 124L73 125L74 127H75ZM124 124H126V123H124ZM126 124V125H127ZM225 124H227V122H225ZM225 124H223V125H225ZM238 124V123H237ZM46 125V124H45ZM108 125H110V124H108ZM117 125V124H116ZM24 126V124L22 125V127ZM21 127V129H23V131L24 130H26V131H28V129H27V127ZM123 126V125H122ZM121 126V127H122ZM129 126V127H130ZM214 126V125H213ZM219 126H222V124L221 125H219ZM232 126V125H231ZM12 127H11V130H12ZM74 127H72L73 129H74ZM112 127V126H111ZM215 129H213V130H211V131H213V133H215L216 134V132H218L219 131V129H220V127H218V122H216V124H215ZM223 127V126H222ZM225 127V126H224ZM223 127V128H224ZM250 127H252V126H250ZM255 127H257V126H255ZM259 127V126H258ZM40 129H41V126L39 127ZM42 128H45V127H42ZM47 128H49V127H47ZM81 128V127H80ZM106 127H104V129H105ZM226 129H225V132H226V130H228V128H232V127H230V126H228V128L227 127H225ZM234 129V130H236V131H238V130H240L239 128L238 129ZM13 129L15 130V128L13 127ZM20 129V128H19ZM18 129V130H19ZM35 129V128H34ZM50 129V128H49ZM113 129H117V127L115 128H113ZM129 129V128H128ZM127 129V130H128ZM255 129V128H254ZM259 129V128H258ZM260 129H263V128H260ZM33 130V127H32V129L31 130H29L28 132L29 133H32L31 131ZM221 130V129H220ZM234 130H233V128L231 129V134L234 132ZM251 130H253V129H251ZM15 131H17V130H15ZM22 131V130H21ZM72 132H73V130H71ZM117 131V130H116ZM132 131V130H131ZM257 131V130H256ZM121 132V131H120ZM119 132V133H120ZM242 132H243V130H242ZM242 132H241V130H240V134H241V136H240V134H239V131H238V134L237 133H234L235 135L237 134L238 135V137L240 138V137H243V135H242ZM248 132H249V130H248ZM15 133V132H14ZM52 133V132H51ZM104 133H105V131H104ZM103 133V134H104ZM107 133V132H106ZM105 133V134H106ZM126 133V132H125ZM208 133V132H207ZM230 133V132H229ZM228 133V134H229ZM36 134H38V133H36ZM83 134H84V132H83ZM108 134V133H107ZM117 134V133H116ZM225 134H227V132L225 133ZM227 134V135H228ZM13 135V134H12ZM40 135V136H41ZM82 135V134H81ZM80 135V136H81ZM214 135V134H213ZM223 135V134H222ZM221 135V136H222ZM36 136V135H35ZM72 136V135H71ZM114 136V135H113ZM127 136V135H126ZM125 135H124V137H126ZM218 136V135H217ZM230 136V135H229ZM54 137H52V138H54ZM115 137V136H114ZM223 137V136H222ZM232 137V136H231ZM235 137V136H234ZM233 137V138H234ZM252 137V136H251ZM250 136H249V138H251ZM153 138L154 139H156V138H158L159 139V141L157 142V146L159 145V147H157L156 145L154 146V144L156 143V141H155V143H153L154 142V140H153ZM206 138V137H205ZM213 138V137H212ZM221 138V137H220ZM232 138V139H233ZM27 139V138H26ZM75 139V138H74ZM84 139V138H83ZM83 139H82V141H83ZM138 139V137H137V139L136 140H139ZM217 139V138H216ZM223 139V138H222ZM236 139V138H235ZM209 140V139H208ZM223 140H225V139H223ZM29 141H30V139H29ZM36 142V143H34V142ZM44 141V142H43ZM48 141V144L47 143H45V142H47ZM87 141V140H86ZM127 141V140H126ZM251 141V140H250ZM85 142V141H84ZM89 142V141H88ZM87 142V143H88ZM103 142V141H102ZM220 142V141H219ZM218 142V143H219ZM243 142H245L244 140H243ZM11 143H12V140H11ZM72 143V142H71ZM74 143H76V141L74 142ZM83 143V142H82ZM34 144V145H33ZM89 144H91V143H89ZM103 144V143H102ZM101 143L100 144H97V146L94 148L93 147V152H95L96 150H99V151H96L97 152V154H98V152H103L104 151V147L103 146H101L102 145ZM141 144V143H140ZM153 144V145H152ZM221 144V143H220ZM232 144H234V143H232ZM20 145V144H19ZM35 145H36V147H35ZM81 145H84V144H81ZM86 145V144H85ZM202 145V146H201ZM34 146V147H33ZM87 146H88V144H87ZM89 146H91V145H89ZM89 146H88V148H89ZM156 148V150H157V148H159L160 150H162L163 151V155H161L162 157H160V158H158V156H160V154L158 155V151L159 150H157V152H156V150H154V147ZM213 146V145H212ZM211 146V147H212ZM60 147H62L61 148V150H59L60 149ZM81 147V146H80ZM135 147H137V146H135ZM150 147H153V149L152 148H150ZM194 147V148H193ZM222 147V146H221ZM86 148V147H85ZM138 148V147H137ZM139 148H140V145H139ZM68 149V150H69ZM71 149H73V148H71ZM70 149V150H71ZM130 149V148H129ZM215 149V148H214ZM69 150V151H70ZM87 150V149H86ZM103 150V151H102ZM142 149H140V151H141ZM181 150V151H180ZM61 151H63V152H61ZM83 151V150H82ZM161 151V152H162ZM174 151V152H173ZM73 152H74V150H73ZM78 153L79 152H81V149H79L78 151H77ZM84 152V151H83ZM92 152V151H91ZM180 152V154H178ZM35 153V154H34ZM104 153H105V151H104ZM103 153V154H104ZM139 153V152H138ZM141 153V152H140ZM143 153H142V155H143ZM168 153V152H167ZM84 154V153H83ZM94 154H96V153H93V156H94ZM96 154V155H97ZM107 154V153H106ZM174 154H175V156H174ZM187 154H189V153H187ZM75 155V157H76V155H77V153H75V154H73V156ZM92 155V154H91ZM99 155V154H98ZM96 156V157H98L99 158V160L102 158H100L99 156ZM111 155V154H110ZM72 156V155H71ZM100 156H102V153H100ZM105 156V158H106V155H104ZM109 156V155H108ZM179 156V157H178ZM191 156H190V158H191ZM59 157V158H58ZM74 157V158H75ZM81 157V156H80ZM87 157V156H86ZM123 157V156H122ZM125 157V156H124ZM128 157V156H127ZM182 157V156H181ZM180 157V158H181ZM204 158V155L202 154V156L200 157V159H199V161H201V158ZM35 158V159H34ZM66 158V157H65ZM73 158V160H75ZM104 158V157H103ZM109 158H111V156L109 157ZM189 158V156H187V158L186 159H188ZM202 158V160H205V158L203 159ZM29 159V160H28ZM108 159V158H107ZM112 159V158H111ZM114 159V158H113ZM193 159H195V158H193ZM264 159V158H263ZM39 160V161H40ZM65 159H63V161H64ZM69 160H71L72 161V159H69ZM103 160V159H102ZM142 160V159H141ZM183 160V159H182ZM38 161V160H37ZM38 161V162H39ZM44 161V162H45ZM50 161V162H51ZM92 161V160H91ZM97 161V160H96ZM188 161V160H187ZM196 161H198V160H196ZM30 162V161H29ZM66 162V161H65ZM74 162V161H73ZM81 162V161H80ZM99 162V161H98ZM189 162H191V165H193V164H195L196 162H192V160H190ZM202 162H204V161H202ZM12 163V162H11ZM32 163V162H31ZM141 163V164H142ZM149 163H151L150 164V166H149ZM200 163V162H199ZM198 163V164H199ZM8 164H10V163H8ZM24 164V165H23ZM26 164V165H25ZM50 164V163H49ZM52 164V163H51ZM53 164H55V163H53ZM61 164V163H60ZM68 164H69V162H68ZM93 164V163H92ZM91 164V165H92ZM99 164H101V163H99ZM143 164V165H144ZM153 164H156V165H153ZM179 164V163H178ZM198 164L196 165L197 167H198ZM23 165V166H22ZM31 165V164H30ZM32 165H34V164H32ZM36 165V164H35ZM35 165L33 166V167H35ZM42 165V164H41ZM45 165V164H44ZM90 165V166H91ZM184 164H183V161H182V164H181V166H183ZM200 165H201V163H200ZM200 165H199V167H200ZM203 165V164H202ZM238 165V164H237ZM6 166L4 167V168H6ZM49 166H51V165H49ZM56 167L57 166H59L58 164L57 165H55ZM55 166H51L52 167V169L53 168H56ZM65 166V165H64ZM136 166V165H135ZM134 166V167H135ZM152 166V167H151ZM186 166H188V165H186ZM228 166V165H227ZM40 167H42V166H39V171L41 170V168ZM94 167H96L95 165H94ZM192 167V166H191ZM195 167V166H194ZM198 167V168H199ZM202 167L203 166H201V171H203L205 168H203V170H202ZM220 167V166H219ZM14 168V167H13ZM16 168V167H15ZM60 168V167H59ZM85 168V167H84ZM87 168V167H86ZM181 168V167H180ZM196 168V167H195ZM198 168H196L195 170H198V171H200V168L198 169ZM238 168V167H237ZM240 168V167H239ZM238 168V169H239ZM96 169V168H95ZM137 169V168H136ZM141 169H142V165H141ZM143 169H145V167L143 166ZM188 169V168H187ZM237 169V170H238ZM44 170H46V168L44 169ZM60 170H62L63 171V169H60ZM120 170V169H119ZM180 170V169H179ZM189 170H191V169H189ZM188 170V171H189ZM232 170V169H231ZM236 170V171H237ZM9 171V172H10ZM29 173H28V172ZM46 171H48V170H46ZM93 171V170H92ZM200 171V172H201ZM226 171H227V169H226ZM225 171V172H226ZM235 171V170H234ZM4 172V171H3ZM34 172V171H33ZM32 172V173H33ZM41 172V171H40ZM39 172V173H40ZM42 172H43V169H42ZM49 172V171H48ZM47 172V173H48ZM53 172H54V170H53ZM147 172V171H146ZM182 174H183V178H184V175L186 174V173H184V171H183V169H182ZM200 172H199V174L198 173H196V175L197 176H199V178H200V176L202 175V173H204V172H206V170H204L203 172H201V174H200ZM224 171H222V173H223ZM159 173H161L162 175L160 176V175H158ZM189 173V172H188ZM187 173V174H188ZM220 173H221V171H220ZM229 173V172H228ZM7 174H8V172H7ZM62 174H63V172H62ZM96 174V173H95ZM147 174V173H146ZM186 174V175H187ZM193 174H195V173H193ZM193 174H190V176H192ZM214 174H216V173H214ZM225 174V173H224ZM259 174V173H258ZM39 175V174H38ZM87 175H89V174H87ZM86 175V176H87ZM228 175V174H227ZM237 175V174H236ZM260 175V174H259ZM36 176V175H35ZM43 176H45V175H43ZM86 176H83L84 178L86 177ZM96 176H98L97 174H96ZM224 176V175H223ZM229 176H231L232 177V175H231V173L229 174ZM243 176V175H242ZM252 176V175H251ZM258 176V175H257ZM37 177V176H36ZM53 177H55V176H53ZM62 177V176H61ZM88 177H93V175L92 176H88ZM181 177V176H180ZM179 177V178H180ZM182 177L179 179V181H181V183H182ZM204 177V176H203ZM205 177H207V176H205ZM210 177V176H209ZM219 177V176H218ZM250 177V176H249ZM248 177V178H249ZM254 177V176H253ZM38 178V180H40L39 179V177H37ZM37 178H36V180H37ZM57 177H55V179H56ZM187 178V176H185V179ZM189 178V179H188ZM187 179H188V182H186V184L187 183H189L190 184V177H188ZM193 180H195V177H191ZM208 178V177H207ZM206 178V179H207ZM216 178H217V176H216ZM220 178V177H219ZM218 178V179H219ZM229 178V177H228ZM240 178V177H239ZM30 179V178H29ZM35 179V178H34ZM95 179V178H94ZM184 179V180H185ZM202 179V178H201ZM209 179V178H208ZM217 179V180H218ZM220 179H222V177L220 178ZM226 179L227 178H225V180H223L224 182H226ZM232 179V178H231ZM237 179V178H236ZM251 179V178H250ZM262 179V178H261ZM260 179V180H261ZM35 180V181H36ZM43 180V179H42ZM41 180V181H42ZM45 180V179H44ZM91 180V179H90ZM135 180V179H134ZM193 180H191V181H193ZM238 180V179H237ZM240 180H241V178H240ZM253 180V179H252ZM257 180V179H256ZM254 181L255 183H257V181ZM259 180V181H260ZM33 181V180H32ZM47 182L49 181L50 182V180H49V178H48V180H46ZM46 181H43V183H45ZM53 181V180H52ZM51 181V182H52ZM179 181H177V183L179 184ZM202 181V180H201ZM227 181H229V182H231L230 181V178H229V180H227ZM242 181V180H241ZM39 182V181H38ZM59 182V181H58ZM194 182V181H193ZM198 181H197V179H196V182L195 183H197ZM216 182V181H215ZM228 182V183H229ZM238 182H240V181H238ZM261 182V181H260ZM0 183H2V181H0ZM7 183V184H8ZM42 183V184H43ZM63 183V182H62ZM174 183V182H173ZM201 183H203V182H201ZM201 183H198V184H193V183H191L190 185H195V187L193 188V192L194 191H197V190H194L196 187H197V185H199V184H201ZM214 183V182H213ZM228 183H226L227 185H230V183L228 184ZM232 183V182H231ZM235 183V182H234ZM259 183V182H258ZM257 183V184H258ZM41 184V185H42ZM49 184H51V183H49ZM127 184V183H126ZM157 184V185H158ZM162 184V183H161ZM183 184V183H182ZM254 184V183H253ZM263 184V185H262ZM4 187H8L9 188V186L10 185H12V184H10L9 186H7V185H4V183L2 184ZM2 185H0V186H2ZM22 185H26L27 187H26V189H25V187L23 186V188H22ZM44 185V184H43ZM48 185V184H47ZM163 185V184H162ZM165 185V184H164ZM167 185H165V186H163V188L165 189V191L164 190H162V191H164L165 193V197L167 196V201H169V203L168 202H166L165 203V208L167 209V211H173V210H177V215H178V217H177V215L176 214H174L173 212V214H171L170 215V217L168 216L167 217V219H166V217L165 218H163V219H166V220H162V222L164 223V225L161 227L162 229H158V231L157 232H155L154 230L152 231V233L150 234V233H146L147 234V238H148V241H149V238H150V240H152L153 241V243H154V245H153V247L155 248V250H156V252L154 253V255L153 256H151V258L149 259V261H148V263H146V264H182V262L181 261H179V256H178V254H180L181 253V251H183V246H185V248L186 249H189V245H190V243H192V242H194L193 240H192V242H188L189 243V245L186 247V245L184 244L186 241H185V235L187 236V234H185L184 233V228L182 227V221H184L183 223L185 224H187L188 226H190L189 227V231H191V228L192 229H196L195 231H197V229L198 228H200V227H202L201 229H200V233L201 234H203L205 237H206V242L208 243L207 245H208V248H205L203 251L202 250H200L199 251V254L197 255V257H195V258H197V259H195V262L193 263L192 261H194V260H192L191 261V263H193V264H264V254H263V251H264V240H263V238H262V235H261V233L260 232H258L257 233V231H259V227L260 226H263L264 225V216L263 217H261L263 220H261L260 218H259V220H257L258 222H256V223H254L255 221H250L251 219L250 218H248V217H246L247 216V214H245L244 213V211L243 210H241V209H243L244 207H237V209L234 207V208H229L230 206H232V204L231 205H228L227 206V202L224 200V199H222L221 200V198H219L218 200H216V197H212V200H214V202L212 203V200L210 201V203L209 202H206V199H204L203 198V196L201 195V190L199 191L200 192V194H199V192H197V197H195V196H188V194H187V186H188V184L187 185H185L186 187H185V194H183L182 192L184 191V187H182L181 185H171L170 187H168L167 188V190H166V187H167ZM190 185H189V187H190ZM202 185V184H201ZM234 185V184H233ZM233 185H230V187L232 186L233 187ZM236 185V184H235ZM259 185V186H258ZM257 185V187H260V186H262V188H264L263 186H264V182L262 181L261 182V185H260V183ZM13 186V185H12ZM77 186H79L78 184H77ZM251 186V185H250ZM4 187H1V189L2 190H4ZM47 187V186H46ZM45 187V188H46ZM81 187V186H80ZM188 187V193H189V190H190V188ZM200 187H202V186H200ZM199 186H198V188H200ZM229 187V188H230ZM248 187V186H247ZM16 188H22V189H16ZM33 188V187H32ZM42 188V187H41ZM49 188V187H48ZM45 189V190H48V192L50 191L49 189ZM52 188V187H51ZM113 188V187H112ZM159 188L160 189H162V186H160L159 185ZM198 188H196V189H198ZM213 188V187H212ZM226 188V189H225ZM225 192H227L228 194L231 192H228V187L227 186H225ZM251 187H249V189H250ZM261 188V187H260ZM118 189V188H117ZM121 189V188H120ZM157 189H158V187H157ZM192 189V188H191ZM201 189V188H200ZM204 189V188H203ZM245 189V188H244ZM11 190H9V192H11ZM41 190V189H40ZM215 189H213V191H214ZM231 190V189H230ZM243 190V189H242ZM242 190H240V191H242ZM257 190V189H256ZM259 190H261V189H259ZM5 191V190H4ZM4 191H2V193L4 192ZM52 191V190H51ZM159 191V190H158ZM162 191H160L161 193H159V194H162ZM191 190H190V192H192ZM236 191V190H235ZM239 191V190H238ZM250 191V190H249ZM248 191V192H249ZM110 192V191H109ZM216 192V191H215ZM244 192V191H243ZM1 193V194H2ZM4 193H6V192H4ZM3 193V194H4ZM18 193V194H17ZM47 193V192H46ZM50 193V192H49ZM181 193V194H180ZM226 193V195H228ZM6 194H8V193H6ZM6 194L4 195V196H6ZM51 194V193H50ZM183 194V195H182ZM203 194V193H202ZM205 194V193H204ZM203 194V195H204ZM214 194V193H213ZM231 194V193H230ZM230 194H229V198L232 196H230ZM239 194V193H238ZM15 195V196H16ZM117 195V194H116ZM120 195V194H119ZM150 195V194H149ZM192 195H196V192H194V193H192ZM241 195V194H240ZM9 196H10V194H8V198H9ZM20 196V195H19ZM41 196V194L39 195V197ZM112 196V195H111ZM217 196V195H216ZM224 196V195H223ZM234 196V195H233ZM238 197L239 195H235L234 197ZM256 196V195H255ZM263 196V195H262ZM1 197H2V195H1ZM14 197V196H13ZM33 199H32V198ZM45 196H43L42 197V199L44 198ZM164 197V196H163ZM164 197V198H165ZM184 199H183V198ZM220 197V196H219ZM222 197V196H221ZM228 197V196H227ZM240 197H242V196H240ZM10 198H11V196H10ZM22 198H24V199H26V200H28V203L26 204L25 202H24V200L22 199ZM47 198V197H46ZM121 198H122V196H121ZM197 198V199H196ZM222 198H224V197H222ZM243 198H245V197H243ZM253 198V197H252ZM231 199H232V197H231ZM233 199H235V198H233ZM258 199V198H257ZM259 199H260V197H259ZM258 199V200H259ZM16 200V199H15ZM38 200V199H37ZM44 201H45V199H43ZM42 200V201H43ZM49 200V199H48ZM174 200H175V203L172 205V203L174 202ZM176 200H178V202H177V204H176ZM191 200H193V201H191ZM216 200V201H215ZM223 200L226 202V204H224L225 202H223ZM238 200H241V202H242V206H243V204H246L245 202H243V201H245L244 199H239L238 198ZM249 200V199H248ZM14 201V200H13ZM12 201V202H13ZM222 201V202H221ZM230 201V200H229ZM249 201H251V200H249ZM254 201V200H253ZM257 201V200H256ZM32 202V201H31ZM35 202H36V200H35ZM39 202V201H38ZM124 202V201H123ZM190 202V203H189ZM234 202V201H233ZM236 202V204H237V202L238 201H235ZM2 203V202H1ZM0 203V204H1ZM4 203V202H3ZM47 203H49V202H47ZM46 203V204H47ZM229 203V202H228ZM230 203H231V201H230ZM229 203V204H230ZM240 203V202H239ZM239 203H238V205H239ZM253 203V202H252ZM256 203V202H255ZM259 203V202H258ZM18 204V203H17ZM46 204H44V205H46ZM236 204H234L235 206H236ZM39 205V204H38ZM2 205H0V207H1ZM8 206V205H7ZM6 205H5V207H7ZM13 206V205H12ZM14 206H15V204H14ZM13 206V207H14ZM28 206V205H27ZM35 206V205H34ZM41 206V205H40ZM84 207V206H83ZM175 209H174V208ZM262 207H264V206H262ZM35 208H37V207H35ZM172 208H173V210H172ZM229 208V209H228ZM239 208V209H238ZM8 210L10 209V206L7 208ZM17 209H19V208H17ZM16 208L14 209L16 212H15V214L19 211V210H17ZM26 209V208H25ZM24 209V210H25ZM90 209V208H89ZM88 209V210H89ZM248 209V208H247ZM246 209V210H247ZM6 210V209H5ZM7 210V211H8ZM23 210V209H22ZM23 210V211H24ZM41 210H42V208H41ZM87 210V209H86ZM260 209H258V212L260 213V211H261V215H264L263 214V212H264V210H260ZM2 210L0 209V212H1ZM39 211V210H38ZM252 210L250 209V212H251ZM41 212V211H40ZM53 212V211H52ZM82 212V211H81ZM175 212V211H174ZM248 212V211H247ZM246 212V213H247ZM3 213V215H5V213H4V211L3 212H1V214ZM45 213V212H44ZM249 213V212H248ZM0 214V215H1ZM14 214V215H15ZM19 214H21L22 215V212L21 213H19ZM37 214H38V212L36 213V216H37ZM82 214V213H81ZM2 215V218L3 217H5V216H3ZM72 215V214H71ZM80 215V213H76L75 214V217H78ZM126 215V214H125ZM175 215L176 216V219L173 217V216ZM199 217H198V216ZM259 215V214H258ZM260 215V216H261ZM6 216H7V214H6ZM25 216V215H24ZM35 216V217H36ZM166 216V215H165ZM16 217V216H15ZM17 217H19V216H17ZM81 217V216H80ZM79 217V218H80ZM172 217L176 220L175 222L172 220ZM259 217V216H258ZM10 217H6V218H4L6 221H7V219H9ZM38 218V217H37ZM170 218V220H169V222H167L168 221V219ZM4 219H2V220H4ZM18 219V218H17ZM36 219V218H35ZM40 219V218H39ZM50 219V218H49ZM154 219V218H153ZM187 219H188V221H187ZM4 220V221H5ZM10 220V219H9ZM157 220V219H156ZM178 220V221H177ZM11 221V220H10ZM22 221H24V220H22ZM37 221V220H36ZM39 221V220H38ZM37 221V222H38ZM43 221V220H42ZM0 222H2V221H0ZM12 222V221H11ZM19 222H21V221H19ZM35 223L36 225L38 224V223ZM44 222V221H43ZM198 222H200L199 223V225H202V226H196V224L195 223H198ZM10 223V222H9ZM49 223V222H48ZM157 223V222H156ZM160 223V222H159ZM2 224V223H1ZM35 224H33L34 226H36ZM190 224H192V225H190ZM5 226V228H7L8 229V227L5 225V224H2V225H0V231H2V232H0V235L2 234V233H4L3 235L5 236V234H7L9 231L7 230V233H6V230L5 231H3L5 228H4V226ZM16 225V224H15ZM42 225V224H41ZM155 225V224H154ZM194 225V226H193ZM9 226V225H8ZM33 226V227H34ZM43 226V225H42ZM130 226V225H129ZM161 226V225H160ZM185 226V225H184ZM14 227V226H13ZM22 227V226H21ZM32 227V228H33ZM39 227H41V226H39ZM144 227V226H143ZM9 228H10V226H9ZM36 228V227H35ZM159 228V227H158ZM186 228V227H185ZM188 228V227H187ZM264 228V227H263ZM262 228V229H263ZM13 229V228H12ZM127 229V228H126ZM155 229V228H154ZM11 230V229H10ZM38 230H39V228H38ZM33 231V230H32ZM88 231V230H87ZM87 231H86V233H87ZM141 231V230H140ZM260 231H261V229H260ZM11 232V231H10ZM25 232V231H24ZM38 232V231H37ZM40 232V231H39ZM131 232V231H130ZM85 233V231L82 233V234H84ZM9 234V233H8ZM33 234V236H34V233H32ZM39 234V233H38ZM142 234V233H141ZM195 235V234H194ZM3 236V238H5ZM8 236V235H7ZM6 236V237H7ZM32 236V235H31ZM252 236H254V241H253V239H252ZM0 237H2V236H0ZM145 236H144V238H146ZM82 240H84L85 241V238L83 237V235L80 237ZM79 238V239H80ZM242 238H244V239H242ZM246 238H249L250 240H248V241H242V240H245ZM20 239V238H19ZM25 239V238H24ZM6 240H8V239H6ZM5 240V241H6ZM17 240V239H16ZM15 239H14V241H16ZM21 240H22V238H21ZM27 240H29V239H27ZM10 241V240H9ZM9 241H6V245L8 246L9 244ZM60 241V240H59ZM185 241V242H184ZM2 242V241H1ZM147 242V241H146ZM187 242H186V244H187ZM3 243H4V241H3ZM2 243V244H3ZM17 243V242H16ZM59 243H61V242H59ZM62 244V243H61ZM184 244V245H183ZM1 245V244H0ZM24 245V244H23ZM149 245H152L151 243L150 244H148V246ZM191 246H192V244H191ZM0 247H2V248H5L4 246H0ZM66 247V246H65ZM68 247V246H67ZM147 247V246H146ZM151 247V246H150ZM7 248V247H6ZM5 248V249H6ZM153 248V249H154ZM5 249H3V252H5V253H3L2 251H1V256H0V258H2L1 260H0V264H7L8 262V260L9 259H7L6 257L7 256H9V254H8V249L9 248H7V252L5 251ZM148 249V248H147ZM150 249H152V248H150ZM186 249H185V251H186ZM12 249H10V251H11ZM29 249H27L26 251H28ZM38 250V249H37ZM73 250V249H72ZM72 250H71V253H72ZM14 251V250H13ZM21 251V250H20ZM61 251V250H60ZM69 251V250H68ZM147 251V250H146ZM190 250H188V252H189ZM22 252V251H21ZM42 252H43V250H42ZM40 250H38V252H34L33 251V249L31 248V250L30 251H28V253H26L25 255H24V257H25V263L24 264H39V261H37V258H39L40 256H42V253ZM46 251H44V253H45ZM148 252V251H147ZM147 252H146V254H147ZM151 252V251H150ZM149 252V253H150ZM187 252V251H186ZM187 252V253H188ZM202 252V253H201ZM3 253V254H2ZM52 253V252H51ZM51 253H49V252H46L45 254H44V256H46V257H49V256H47V255H49V254H51ZM62 253V252H61ZM85 253V252H84ZM148 253V255H150ZM189 253H191V251L189 252ZM202 255H201V254ZM78 253H76L75 254V256L77 255ZM71 255V254H70ZM181 255V254H180ZM183 255V254H182ZM181 255V256H182ZM199 255H201L199 258H198V256ZM6 256V257H5ZM75 256H67V257H71V258H69V259H73ZM85 256V255H84ZM22 257H23V255H22ZM43 257V256H42ZM51 257V256H50ZM78 257H79V255H78ZM87 257V256H86ZM85 257V258H86ZM150 257V256H149ZM43 258H45V257H43ZM81 258H83V257H81ZM182 258H184V256H182ZM182 258H180V259H182ZM190 258H191V256H190ZM193 258V257H192ZM46 259V258H45ZM49 259V258H48ZM79 259V258H78ZM144 259V258H143ZM11 260V259H10ZM43 260V259H42ZM75 260V259H74ZM76 260H77V258H76ZM184 260H188V259H184ZM191 260V259H190ZM73 261V260H72ZM147 261V260H146ZM189 261V260H188ZM187 261V262H188ZM7 262V263H6ZM43 262H44V260H43ZM145 262V261H144ZM187 262L186 263H184V264H187ZM204 262V263H203ZM13 263V261L11 262V264ZM41 263H42V261H41ZM21 264V263H20ZM78 264V263H77ZM188 264H190V261H189V263Z\"/></svg>",
	"mask_w": 264,
	"mask_h": 264
}]
</instances>
